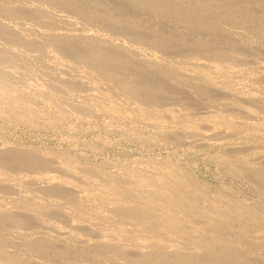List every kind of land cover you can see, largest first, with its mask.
<instances>
[{
  "label": "rangeland",
  "instance_id": "rangeland-1",
  "mask_svg": "<svg viewBox=\"0 0 264 264\" xmlns=\"http://www.w3.org/2000/svg\"><path fill=\"white\" fill-rule=\"evenodd\" d=\"M14 1L13 0H0V3H2V4H0V7H1L0 8V19H1L0 21L3 22V23L0 22V26H2V27H0V35H1L0 36V44H3V45H1L3 49H1V46H0V49H1L0 53H1V55L3 54V56L0 55L2 57V59L0 58V61H2L0 63L2 65V66L0 65V71L1 72L5 71L7 73V79L9 82V83L8 82L5 83V82L1 81L0 82V88L1 89L5 88L7 84H9V85L12 84L9 87L12 88L14 86L12 88V89L15 88L14 91H17L20 89L19 85H22L21 87L23 88V89L21 88V90H23V91L20 90L16 94V92H14V91L12 92V89L10 90L9 87H6L5 89L7 90V93H9L8 94L9 96L6 95L7 94L6 92H5L6 94L4 93V91H6V90L2 89L3 92L1 91V93H3V96L5 97V95H6V97L8 96V98H5L7 101L6 100L4 101V99H0V104H1L0 109L3 110V112L1 110V113H0V125H1L0 126V147H1V143L3 146H5L3 148L2 147L0 148V153H1L0 158L2 159V161L0 159V166H1L0 167V180H1L0 181V193L2 192L0 195L3 197L5 196L4 198H2L0 196V199L1 198L4 199V200L1 199V201H0V217H1L0 218V222H1L0 223V230L5 228L3 231H0V239H2V240H0V254H1L0 255V264H2V263L3 264H12L13 262H14L13 264H18V263L19 264H29V263L30 264H69V263L70 264H84V263L85 264H134L133 263L134 261H136V262L138 261V263H135V264H143V263L146 264L147 262H148V264H158V263L163 264L164 262H165V264H170L171 261H172L171 264L173 262L175 264L176 263L180 264L181 263L180 261H182V259H183V262L181 264H184V263L189 264L190 262H192L190 264H198L202 261L205 263H200V264H241V263L242 264H264L263 263L264 262V219H263L264 214L262 213V212H264V185H263L264 184V126H263L264 125V0H261V1L260 0H255V1L254 0H176L175 3H173L174 0H164V2H163V0H103V1L102 0H98V1L97 0H48V2H47V0L46 1H44V0H32V1L26 0L27 2H29L28 3L29 5L27 4V2L25 0H23V1L22 0H17V1L14 0ZM18 1L19 2L21 1V3H19ZM36 1H37V3H39L38 5L33 4V3H36ZM43 1L45 4L44 7L41 6V4H43ZM165 1L167 2V4L165 3ZM197 3H198V5H197ZM14 4L15 5L20 4V6L19 5L18 6L20 7V9H23V10H21L22 14L19 12L20 11L18 9L19 7L17 5L15 6ZM176 5H178V6L176 7ZM206 5H207V7H205ZM22 6H24V8ZM34 6H36L37 9ZM45 6H48V7H45ZM202 6H204L205 8L204 7L202 8ZM14 7L17 8L18 12H16L17 10H16V8L14 9ZM191 7H193V8H191ZM209 7L210 8L213 7L214 10L212 8L210 9ZM34 8H35V11L36 10L40 11L39 12L40 14L38 12L37 13H38V16L40 15L41 17L38 18L36 12L35 13L33 12L34 10H32V9H34ZM43 8H45L44 11L47 9L50 10L49 12L47 10L46 11L47 14H45L47 18H49L50 15L52 14L51 17L49 18L50 21L46 20V17H44ZM2 9H3V12H2ZM52 10H54V11H52ZM216 10H218V12ZM26 11L28 13H30L29 16H33L34 19H33V17L32 18L30 17L31 18L30 19L28 16V13ZM23 12H25V14ZM55 12H57L59 14L61 12V14H63L62 15L63 18L61 15H59ZM5 13H6V15H5ZM15 13H17V14L19 13L22 16H20L19 14L17 16V14L15 15ZM31 13L35 14V16L37 17V20H36V17ZM64 14L67 15V17H65ZM125 14H126V16H125ZM14 15H15V17H14ZM201 15L202 16L204 15V17H201ZM10 16H12L13 18H11ZM52 16H54L55 18L57 17L56 19H59V22L54 17H53V19H54L53 20ZM22 17L25 20H23ZM42 17L45 19L41 20ZM58 17H60L61 19ZM68 17H69V19L67 20ZM15 18H17V21L15 20ZM73 18H74V20H73ZM198 18H200V19H198ZM13 19H14V21H13ZM27 19L30 20L29 23H28ZM38 19L40 21H38ZM62 19H64L63 20L64 23H63V21H61ZM71 20H73V21H71ZM36 21H38V22H36ZM45 21L50 22V23H48V25L45 23L44 24H45V26L52 28V30L55 28L54 23H53V22H55V26L57 28H55L54 30H56V31H52L50 28H49L50 30L49 29L47 30L46 29L47 27L41 28L43 26L40 24L41 23L43 24V22H45ZM65 21L68 22V24L67 23L65 24ZM33 22L35 24H33ZM60 22H62L63 26L65 25V27H63ZM69 22H70V24H69ZM72 22H74V26H73ZM4 23H6V24H4ZM15 23H16V25H15ZM30 23H32V24H30ZM37 23H39L38 26H41V27H38L36 25ZM58 23L60 24V27L58 26L59 25ZM78 23H80V24H78ZM50 24L53 25L54 28L51 27ZM77 24L80 25V28ZM229 24L232 26H230ZM8 25H11V27H9ZM21 25H24V26L22 27ZM234 25L236 26V29H235ZM86 26H87V28H86ZM210 26H212V27H210ZM237 26H238L239 30H237ZM34 27L37 28L39 31L37 29H35ZM67 27L69 28V30ZM75 27H76V29H73ZM77 27H78V29H77ZM113 27H115V28H113ZM231 27H233V29ZM20 28L22 29V31ZM23 28H25V29L23 30ZM65 28H67V29H65ZM18 29H19V31H18ZM30 29H32V30H30ZM57 29L60 30L61 32L58 31ZM71 29H73V30H71ZM112 29H114V30H112ZM240 30H242V31H240ZM49 31H51L50 33H52L53 35L51 34V36L47 37V34L49 33ZM67 31H68V34L66 35ZM70 31H72L71 34H70ZM78 31L85 32V33L88 32V33H86V35L88 34L89 36L87 35V38H86V37H84V35H85L84 33H79ZM124 31L126 32V34ZM245 31H247V32H245ZM13 32H15V33H13ZM18 32L22 33V34L19 35ZM28 32H29V34H28ZM37 32H39V33L37 34ZM74 32L75 33L78 32V34L77 33L75 34ZM112 32H114V33H112ZM129 32L130 33L132 32L131 33L132 35ZM8 33H10V34H8ZM45 33H47V34H45ZM58 33H61V34L64 33L63 35H65V36H63L61 34H60L61 36H59ZM138 33L140 34L139 36H138ZM249 33L251 35L256 33V35L259 38L256 35H253L254 37L252 36V38H251ZM258 33H261L259 35L262 37H260L258 35ZM2 34L3 35L5 34V35L3 36ZM6 34L9 35V39H8V36ZM54 34H56V35L54 36ZM48 35H50V34H48ZM70 35L73 37H71ZM22 37H24V38H22ZM49 37H51L53 39L51 40V38H49ZM80 37H82V38H80ZM94 37H95V39H94ZM14 38H15V40H12ZM18 38H22V41H21V39H18ZM88 38L94 39L95 41L93 40V42H92V40H90V39H89L90 40L89 41ZM56 39H58V40H56ZM64 40H67V41H64ZM9 41L12 44H10ZM261 41H263V42H261ZM89 42L92 45L88 44ZM33 43H35V44H33ZM124 44H125V46H124ZM13 45H15L16 47L18 46L19 49H18V47L16 48ZM7 46L8 47L9 46L14 47L15 49L19 50L20 55L18 54L17 50H15L13 48H11V50H8V52H7V50H5V47L8 48ZM64 47H65V49H64ZM103 48H105V49H103ZM107 48H109V49H107ZM152 48L155 50H152ZM27 49H28V51H27ZM112 49H114L115 51ZM3 50L6 51L7 53L4 52ZM83 50H85V51H83ZM94 50L95 51L97 50V53L94 52ZM2 51L4 53H6L8 56L6 57L5 54L2 53ZM60 51H62L64 54ZM153 51H155V52H153ZM12 52L14 53V56L12 55L13 54ZM20 52H22L23 55ZM70 52H71V54H70ZM235 52L237 53L238 56L235 55L236 54ZM8 53H10V54H8ZM155 53L157 56L155 55ZM219 53L220 54L222 53L221 54L222 58L224 57V58H226V60H224V58H223L221 61V57L218 58ZM68 54H70V55H68ZM11 55H12V57H11ZM21 55L23 56V58ZM56 55H58V56H56ZM19 56L23 60L21 58H18ZM213 56H214V58L211 59V57H213ZM5 57L8 59H5ZM15 57H17V60L19 62V63L17 62L18 64L16 63V61H13V60H16ZM61 57L63 58V60L61 59ZM113 57H114V59H113ZM156 57H158L157 60H156ZM228 57H229V59H228ZM9 58H10V60H9ZM81 58H83V59H81ZM96 58H98V59H96ZM230 58H231V60H230ZM19 59L21 60V62L19 61ZM26 59L30 62H27ZM195 59H196V61H200V62L203 61V62H201L203 64H201L200 62H199V64L201 66L203 65L202 67L207 65L208 67H206V69H208V70H205V68H202L198 64V62L195 61ZM8 60L13 61V62L11 61L12 62V64L10 63L11 65L9 64ZM191 60H194L195 62L191 61ZM23 61H24V63H23ZM181 61H183V62H181ZM208 61H210V62H208ZM211 61L215 64H213ZM205 62H207L208 64H206ZM221 62H224L227 65H225L224 67L223 66L221 67V65H222ZM15 63L17 64V66ZM22 63L24 65L26 64L24 66L25 71H23L24 68H23ZM29 63H30L29 69L30 70L36 69L37 70V71L35 70L36 73H34V72L31 73L28 68L26 69V67H28ZM210 63H212V64H210ZM216 63H218L219 65H216ZM224 63H223V65H224ZM228 63H230V64L228 65ZM13 64H14V66L12 67ZM32 64L33 65L35 64L34 65L35 67ZM196 64L199 66H197ZM209 64L213 65L215 70L212 68V66H209ZM4 65H6V66H4ZM8 65H10V66H8ZM192 65H194V66L192 67ZM14 67L15 68L19 67L20 69L18 68L19 70H17V68H16V70H15ZM199 67H201L200 71H198ZM1 68H2V70H1ZM110 68H112V69H110ZM196 68H198V70ZM10 69H13V70H10ZM125 69H126V71H125ZM20 70H21V72H20L21 74L29 71V72H27L28 75L23 74L21 76H23L22 77L23 81L25 79H27V80H25L27 82V84H29L31 86H33V84H35L32 89L29 87V85H27L25 87V85H26L25 81L23 82V84L25 83L24 85L20 83L21 82V78H20L21 76L19 74ZM201 70L202 71L205 70V72L204 71L202 72ZM210 70H212V71H210ZM10 71H12L11 73H13L14 77L18 76L20 78L19 79L17 77L18 82H14V81H16V80H14L16 78H12L13 76L10 73ZM14 71L18 72V73H14ZM108 71H109V73H108ZM111 71H113V72H111ZM117 71L118 72L120 71V72L118 73ZM121 71H123V72H121ZM218 71H220L219 72L220 74H218ZM200 72H202L203 77L200 76L201 75ZM6 73H3V74L6 75ZM8 73H10L11 75L9 76ZM111 73L114 74L115 77H116V75L118 77L115 78ZM197 73H199L200 75ZM205 73L206 74L211 73V74H209L210 77H209V75H208V77H206ZM81 74H83V75H81ZM124 74H126L128 76H126ZM212 74H215V75H212ZM25 75L30 76L31 80L33 82L31 80H29L30 77L27 78ZM39 75H41V76H39ZM104 75H106V76H104ZM110 75L113 78H111ZM24 76H25V79H24ZM42 76H43V79H42ZM9 77H11V78H9ZM38 78H39V81H37ZM97 78H99V80ZM201 78H202V80H201ZM204 78L212 79L213 81L208 80V79H204ZM95 79H96V81H95ZM110 79H112V80H110ZM117 79H118V81H117ZM135 79H136V83H135ZM44 80H45V82H44ZM107 80H108V82H107ZM36 81L40 82V83H37ZM208 81H210V83ZM218 82H220V83H218ZM1 83H4L3 84L4 87ZM16 83L18 84V85H16V86H18L17 89L15 87ZM42 83L43 84L46 83V84H44L45 85L44 87H46L45 89L43 86H40V85H43ZM55 83L58 84L57 85L58 87L55 86L56 85ZM225 83L226 84L228 83L227 86L225 85ZM36 84H37L38 90L43 89V90H41V92H43V91H46V92H43L42 94L38 95L40 91L36 90V88H37V87H35ZM216 84H218V85H216ZM220 84L223 87L220 86ZM47 85H48V87H47ZM60 85H62V86H60ZM107 85H108V87H107ZM84 86H86V87H84ZM123 86H125V88H123ZM126 87H127V89H126ZM26 88H28V93H27ZM34 88L36 91L33 90ZM96 89L99 90V91L97 90L98 95H97V93H95ZM58 90L60 93L58 92ZM9 91L11 92V94ZM32 91H34V93H32ZM93 91H95V92H93ZM12 93L13 94L15 93V95H16L15 97H17L18 95H20V96L22 95V96L21 97L18 96L17 97L18 99L16 98L17 100H15V98L11 96V95H13ZM31 93H32V95H31ZM106 93H107V95H105ZM25 94H27V95H25ZM34 94L36 96H34ZM49 94L51 97L53 96L52 99H55V100L49 99L50 98ZM53 94H55V95H53ZM91 94H93V95H91ZM94 95H97V97ZM103 95L106 97L104 98ZM38 96H41V97H38ZM44 96L45 97L47 96V97L45 98ZM4 97H2V98H4ZM23 97L25 99L27 97V99L25 100ZM12 98L14 99V102H11V101H13ZM106 98H109L110 101H109V99L107 101ZM9 99H11V100H9ZM30 99L35 100V103H33L34 105H32L30 103L31 102ZM177 99H179V101ZM33 100H32V102H33ZM39 100H41L42 102ZM89 100H91V101H89ZM100 100H101V103H99ZM21 101H23V102H21ZM24 101H26V102H24ZM43 101H44V103H43ZM55 101H56V103H53ZM15 102H16V104H18L20 102L21 105H24V108H23V106H20V105H19V107H18V105L13 107V105L11 103H13L15 105ZM27 102L31 106H29ZM47 102L50 103L48 106L46 105ZM57 102L59 103V105H54V104H58ZM65 102H67L66 104L68 106L66 104H64ZM103 102H105V103L103 104ZM108 102H110L109 103L110 108L105 105ZM128 102H130L131 105H133L134 103H136V104H134L133 106H130V104H128ZM7 103H9V104H7ZM60 103L61 104L63 103L64 105L63 104L60 105ZM96 103H98V105ZM111 103H112L113 107H111L112 106ZM114 103H115L116 107L114 106ZM119 103L121 105H119ZM157 103H159V104H157ZM184 103L185 104L187 103V104L185 105ZM10 104H11V106H9ZM36 104L37 105L39 104L38 105L39 108ZM40 105L41 106L43 105V106L40 107ZM69 105L71 107H69ZM88 105H90V106L92 105V106L90 107ZM135 105H137V106H135ZM26 106L30 111L27 110ZM56 106H58V107H56ZM60 106H62L61 109L59 108ZM64 106L67 107V109L73 108V106L74 107L77 106L78 108L77 107H75V109L73 108V110H76V113L74 111H71L72 112L71 113L69 111V109L64 111V109H65ZM82 106H83V109H81ZM99 106H101L102 108ZM117 106H119V107H117ZM126 106H127V109L125 108ZM134 106H135V108H134ZM29 107H31V109ZM88 107H90L91 109ZM103 107L105 110L107 109L106 113H102V111L105 112ZM122 107H123V110L124 111L126 110L127 113L122 111ZM139 107H140L141 111L142 110L144 111V114L142 113L143 111L142 112L140 111ZM18 108H19V110H18ZM41 108H43V109H41ZM84 108L86 109V111ZM95 108H96V110H95ZM118 108H119V110H118ZM130 108H132V109H130ZM16 109H17L18 113L15 114V113H13V111L16 112ZM24 109H25V111H24ZM62 109L64 111L63 112L64 114L61 111ZM77 109L80 112L83 111L84 113H81L82 115H80L79 114L80 112H77ZM97 109H99L101 111H99ZM90 110L92 113L90 112ZM150 110L151 111L154 110V114H153V112H150ZM108 111H110V112H108ZM111 111H113V112H111ZM37 112H39V114H40L39 116H38ZM86 112H87V114H86ZM156 112H158V113H156ZM31 113L32 114L35 113L38 116L37 118L39 120L37 118H34V117H36L35 114H34L35 116L33 115L34 116L33 117ZM68 113H69V115H68ZM119 113H123L124 115L120 114V115H122V116H120ZM131 113H132V115H128ZM139 113H140V115H139ZM161 113H163V115ZM56 114H58V115L56 116ZM77 114H78V116L80 115V118L77 117V119H75L76 118L75 116ZM108 114H110V115H108ZM159 114L161 117L159 116ZM59 115H61L62 117ZM88 115L89 116L91 115L90 116L91 118L88 117ZM126 115H128V117ZM175 115L177 116V118ZM26 116L28 117L27 119H26ZM43 116H44V118H43ZM53 116H54V118H56V120L54 119L55 123L53 121H49L50 119L51 120L53 119ZM116 116L119 119H117ZM130 116H131V118H130ZM163 116H164V120H162ZM39 117H41V119ZM123 117H124V120H123ZM141 117H142V119H141ZM146 117H149V119L148 118L146 119ZM22 118L25 119V121ZM30 118H32V120ZM61 118H63V119H61ZM129 118H130V120H129ZM158 118H162V119L158 120ZM170 118H172V119L170 120ZM12 119H14V120H12ZM36 119H37V121H36ZM155 119H157V120H155ZM173 119H174V121H173ZM34 120H35V124L38 123V126L36 125L37 128L33 126L35 124H32V123H34ZM87 120H89V121H87ZM137 120L139 122H137ZM17 121H19V122H17ZM47 121H49V123H51V122H53V123H51V125H50ZM150 121L152 122L151 124L149 123ZM178 121H180V122H178ZM182 121H183V124L181 123ZM3 122H5V123H3ZM9 122H11V123H9ZM41 122L42 123L45 122V123H43L44 125ZM104 122H105V124H104ZM154 122H156V123H154ZM165 122H166V124H165ZM145 123H147V124H145ZM157 123H158V126L156 125ZM159 123L162 126L165 124L164 127L160 128L159 126H161V125ZM31 124H32V127L30 126ZM55 125H56V127H55ZM28 126H29V129H28ZM106 126H109V127L107 128ZM261 126H262V128H261ZM14 127H15V129H14ZM51 127H54V128L51 129ZM186 129L189 130L191 133L189 131H187ZM225 130H227V131H225ZM132 133H133V135H132ZM134 135H135V137H133ZM125 137L127 139H125ZM137 139H139V140H137ZM4 143H5V145H4ZM191 144H193V146ZM200 145H204V146L201 147ZM194 146H196V147H194ZM8 148H9V150H6ZM2 149L5 150V152L7 151V154H9V155H7L5 152H3L5 154L3 156L2 155L3 154ZM16 150H18V151H16ZM235 150H237V151H235ZM11 151L13 152V155H11L12 154ZM18 152H21V153H18ZM14 154H15V156H14ZM20 154H21V157H20V159H18ZM25 155H26V158H25ZM5 156H8V157L5 158ZM146 156H147V158H146ZM39 157H40V159H39ZM16 158H17V160L15 161ZM21 158L24 160H27L24 162L26 164L23 163L24 160L22 161ZM30 159H31V161H33L32 162L33 165H34V160H36L35 162H37L38 160L40 161L42 159L43 160V161H41V163L43 162L42 167L39 166V163H40L39 161H38L39 163H36V165H34V166L32 164H30L31 162L27 164V162H29ZM5 161H6V163H5ZM11 161H12V163H11ZM44 161H46L48 164ZM71 163H73V164H71ZM246 163L249 165L251 163V165L249 166ZM4 164H5V166H8V167H5ZM20 165L21 166L23 165L22 166L23 171H24V172L22 171L23 173L21 172L22 169L20 168L21 167ZM24 165L25 166L28 165V168H27V166L25 167ZM30 165H31V168L33 167L32 169H34V170H31L29 168ZM43 165H45L46 167ZM57 165H59L58 166L59 169L63 165L62 171L64 170L65 172L64 171H63L64 173L61 172L56 167ZM113 165H115V166L113 167ZM160 165H161V168L163 167L166 170L170 168L169 170L171 172L169 170H167L168 171L167 184H168V187L172 186V184H173V186L168 188L169 190H168L167 194L169 196H172L171 197L172 206L173 207L176 206L181 211H179L178 213H175L174 215H170L169 211L167 212V209L169 210L170 206L166 205L165 206V209H166L165 215L167 213H168V215H167V217H164L165 222L159 218L158 222H160V223L157 224V220L155 219L156 221H153L152 225H157V227L156 226L152 227V225H150L147 228H150L151 230L147 229V228H146V230L145 229L140 230V228L138 226L140 224L138 222L139 217L137 218L138 215L136 214L137 215L136 216L134 211H133V209H137V206L139 205V199H140L138 193L134 192L137 188L136 182H138L139 179H141L143 176H145V174H148V176L150 174H152L153 176L151 175L150 177L151 178L153 177V179L155 177V179H156V176H157L156 171L158 168H160ZM165 165H167V166H165ZM246 165H247V168H246ZM107 166L109 167L110 170L108 169ZM15 167L18 169L20 168L19 169L20 171H18V169H16ZM75 167H77V168L75 169ZM84 167H85V169H84ZM143 167H146L148 170L143 168ZM40 168H42V170ZM45 168H47L50 171H48ZM51 168H53L52 171H51ZM102 168H103V170H102ZM151 168H152V170H150ZM35 169L38 171H40V170L43 171L44 174L43 173L42 174H43L44 178H42L43 176L40 175L41 171L38 172ZM43 169L45 171L46 170L47 171L45 172ZM66 169L69 170L68 173L72 174V175H68ZM88 169H90L91 171ZM53 170L56 171L57 175L55 174V171H53ZM145 170L147 171V173ZM12 171L14 172V174L12 173ZM25 171H26V173H25ZM70 171H71V173H70ZM73 171H74V174L72 173ZM86 171H88L89 173ZM129 171H131V172H129ZM137 171H139V173ZM17 172H18V174H20V173L22 174V175H19V176H22L21 177L22 183H20L21 185L19 184V181H18L20 179V177L18 175H15V174H17ZM47 172H49L52 175H50ZM60 172L64 175L66 174L67 177H70V176L72 177L73 175H75L72 178L73 179L77 178V179L73 180L71 178L70 179L66 178V175L65 176L60 175ZM93 172L94 173L96 172V175L93 174ZM102 172H104V173H102ZM125 172H128V173H125ZM150 172H152V173H150ZM176 173H178V175ZM11 174L13 176H9ZM33 174H35L34 175L35 179L32 176ZM37 174L39 177L36 176ZM77 174L79 176V179L77 177ZM91 174L94 176H97V177H94V179H93L90 177ZM126 174L127 175L130 174V175L126 176ZM1 175H2V178H1ZM26 175H28V176H26ZM45 175H48V177ZM171 175L173 178L174 177H177V178H174V181H172L173 178L171 177ZM14 176H17V177H14ZM29 176H31L32 180ZM51 176H55L56 178H53L54 179L53 180ZM86 176H89L90 178L88 177L89 179H87ZM6 177H8V178H6ZM23 177L24 178L26 177V179L24 180ZM46 177L49 179H52V181L46 179ZM4 178H6L7 180ZM17 178H18V180H17ZM27 178L28 179L30 178V179L28 180ZM64 178H65V180H64ZM128 178H129V181L131 179H134V181H136V182L133 183L132 180L129 182V181H127ZM179 178L180 179L182 178V181ZM2 179L4 180L5 183L3 182ZM92 179L96 180V182L93 181ZM98 179H100V180H98ZM104 179H106V180H104ZM176 179L178 181H176ZM11 180H13V181L11 182ZM55 180L57 181V183H55L56 182ZM68 180H70V181L73 180L74 183H73V181L70 182ZM88 180H89V182H88ZM122 180H125V181H122ZM168 180H170L172 182H169ZM37 181H38V183H37ZM47 181H48V183H47ZM102 181H105L104 183H106L107 186H106V184H103ZM2 182H3V184H2ZM6 182L8 184H6ZM9 182H11V183H9ZM13 182H14V184H13ZM76 182H78L79 185H77L78 183H76ZM93 182H95V183H93ZM177 182H179V183L177 184ZM185 182H186V184H185ZM31 183L32 184L34 183V184L32 185ZM36 183L38 184L37 185L38 187L36 186ZM46 183H47V185L51 184L52 187H51V185H48V187H46L47 186ZM91 183H93L92 186H91ZM120 183H122V184H120ZM183 183H184V185H183ZM10 184H12V186H10ZM15 184H17V187H19V188H16ZM22 184H24L25 186ZM39 184H41V185H39ZM73 184H75V185H73ZM80 184L83 186H81ZM28 185H30V186H28ZM53 185L58 186L59 188L58 187L54 188ZM66 185H68V186H66ZM86 185H88V186H86ZM116 185L118 186L119 189L117 188ZM132 185H134V187ZM43 186H45L46 188H43ZM49 186H50V188H49ZM93 186L95 187V189H93L94 188ZM175 186H177V187H175ZM180 186L182 187V189L179 188ZM11 187H13V188L11 189ZM20 187L22 190L20 189ZM25 187H27V188H25ZM33 187H35L36 189L40 187L38 189L40 191H37ZM72 187H74V188L72 189ZM85 187H88V188H85ZM90 187H92V188H90ZM8 188H9V190H8ZM14 188L16 189V192H12V193H15L13 195L10 190L13 191ZM29 188H32L31 192H30ZM41 188L45 191V192H43V193H45V195L43 194V196L44 197L46 196L45 197L46 199L42 196L43 190ZM81 188L84 190V192ZM89 188H90V190H88ZM97 188H99L100 190L98 189V191H97ZM103 188H109L111 191L108 190V192H110L111 194L104 191ZM130 188H133V190ZM185 188H187V189H185ZM202 188L203 189L205 188V189L203 190ZM4 189L7 191L5 192ZM17 189H19V190H17ZM25 189H26V192H25ZM85 189H87L88 191ZM115 189H118L116 191L123 189L124 191L121 190L119 192H121L126 197L128 195L132 194V196L131 195L129 196L130 199L128 200L127 203H119L123 207H121L119 204H115L119 207V208H117L115 206L117 209L114 206L112 207V204H111L112 197L115 194ZM125 189H126V191H125ZM170 189H171V191H170ZM189 189H194V190H189ZM91 190L94 192V194ZM130 190H131V192L129 193ZM181 190H182V192H180ZM28 191H29V193H27ZM49 191H52V192L50 193ZM60 191H61V193H60ZM79 191H81L80 194L81 193L83 194V195L81 194L82 196L79 194ZM85 191H86V193H85ZM188 191L191 193H188ZM22 192L26 193L28 195L26 196ZM35 192H37V193H35ZM87 192H92V193H87ZM104 192L107 194H105ZM112 192H113V195H112ZM125 192H127V193H125ZM192 192H194L193 195H192ZM64 193H65V195H64ZM76 193H78L79 195H77ZM96 193H97V195H96ZM10 194L12 195L13 200H15V201H12L11 198H9V197H11ZM16 194H18V196H20V197L16 196ZM29 194L30 195L33 194L32 196L33 197L35 196L36 199L33 198L32 196H29ZM67 194L72 195V196L67 197L68 196ZM73 194H75V195H73ZM89 194H91L90 197H89ZM100 194L102 197H100ZM6 195H7V199H6ZM56 195H57V197H56ZM27 197H28V199H27ZM63 197H64V199H63ZM72 197H75L76 199H74ZM173 197H174V200L176 199L175 201L172 199ZM67 198H69V199H67ZM91 198H93V199H91ZM20 199L21 200L23 199L22 201H24V203H22ZM42 199H44V200H42ZM49 199H51V200H49ZM70 199H71V201H70ZM180 200L183 201V203ZM2 201L5 203H2ZM185 201H186V203H185ZM108 202L110 204H108ZM130 202L133 203L134 205L130 204ZM238 202H240V203L238 204ZM25 203H33V204H30V206H29V204H25ZM4 204H5V206H3ZM15 204H17V205H15ZM43 204H44V206H43ZM124 204H125V207H124ZM126 204L130 207V209ZM9 205H10V207H9ZM21 205L23 208L21 207ZM24 205H25V207H24ZM26 205H28L29 207ZM35 205H37V206H35ZM86 205H88V207ZM183 205H185V207H183ZM192 205H194L195 207ZM19 206L21 208H18ZM39 206H42L43 208L41 209V207L39 208ZM89 206H91V207H89ZM34 207L38 208V209L36 208L37 211H35L36 209ZM44 207H46V210H44L45 209ZM48 207L50 209H48ZM108 207H110L111 210L108 209ZM120 207H121V210H120ZM126 207H128L129 210ZM180 207L182 209H180ZM217 207H220V208H217ZM15 208H17V209H15ZM30 208L32 211L28 210ZM63 208H64V211H63ZM80 208H83V209L81 210ZM89 208H91V209H89ZM193 208L195 211L193 210ZM214 208H217V210ZM39 209H41V211ZM78 209L80 211H78ZM92 209H94V210H92ZM10 210H13V211H11L12 213L10 212ZM20 210H21V212H19ZM42 210H44L45 212L44 211L42 212ZM108 210H109V212H108ZM30 211H31V213H30ZM85 211H87V212H85ZM92 211H93V213H92ZM110 211H112V212H110ZM125 211H127V212H125ZM190 211L192 213H190ZM217 211L219 213L218 215L216 213ZM226 211L227 212L230 211L232 213V215H231V213H227ZM40 212H42V213L40 214ZM79 212H82V214L81 213L79 214ZM114 212H115V214H113ZM194 212H195V214H194ZM210 212H211V214H209V215L211 217L208 216V213H210ZM84 213L86 216L84 215ZM108 213L109 214L112 213V214H110V216L113 215L111 217L114 219H112L111 217L109 218ZM120 213H121V216H123V214L127 215L126 216L127 218L125 216L124 217L126 219L122 218L120 216ZM126 213H128V214H126ZM129 213L131 214L130 217H129ZM188 213L190 216L189 215L187 216ZM196 213H197V215H196ZM31 214H34V215L38 214L37 216L39 219L37 218V216H33ZM183 214L186 216L185 219H184ZM9 215H10V217H12V216L18 217V218L14 217L15 223L13 221L14 218L12 217L10 219ZM39 215L41 218L39 217ZM105 215H106V217H105ZM179 215L181 218L183 217L184 220H182L179 217ZM205 215H207V216H205ZM173 216L179 217L180 218L179 222L177 221L178 219L176 218V220H175V218ZM196 216H199V217H197V220H194V219H196ZM212 216H214V217H212ZM226 216H228V217H226ZM53 217H55L56 219ZM203 217H205V220ZM3 218H5V221ZM57 218H58V220H57ZM105 218L107 221H112V222L115 221V223L111 224V222L105 221ZM199 218L202 220H200ZM62 219H64L63 222H61ZM98 219L100 221H98ZM167 219L171 220V221H168ZM9 220L14 225L13 227H12V224H10ZM50 220H53V221H50ZM54 220H57V221H54ZM102 220L105 221L104 224L102 223L103 222ZM173 220H174V222H173ZM6 221L8 223H5ZM46 221L48 223L44 227V223H46ZM66 221H68V222H66ZM194 221H196V222L194 223ZM247 221H248V223H247ZM131 222H133L134 224H132ZM187 222H190V223H188V225H187L186 224ZM191 222H193V223L191 224ZM201 222H203L204 224L208 223L209 225H205L206 226L205 227L203 223L201 224ZM212 222L215 224H212ZM24 223H27V225ZM42 223H43V225H42ZM121 223L123 226H121ZM125 223H127V224H125ZM153 223H155V224H153ZM163 223L165 225H163ZM7 224H9V225H7ZM70 224H72V225H70ZM118 224H119V226H118ZM160 224L162 226H160ZM41 225L44 228H42ZM48 225H50L51 228ZM104 225H106V226H104ZM22 226H24L25 229ZM70 226L71 227L74 226V227L71 228ZM80 226H82V227L79 228ZM184 226H186V229ZM200 226H202V227H200ZM213 226H214V231H213ZM8 227H10L12 229V233H11V229H8ZM76 227H77V229H76ZM87 227H89V228H87ZM103 227H105V228L102 229ZM127 227H128V229L130 227V229L125 231L127 229ZM137 227L140 230V232L137 229ZM189 227H191V228H189ZM208 227L210 228V230H212V232L209 230ZM26 228H28L29 231ZM110 228H111V230H110ZM134 228L136 229L135 230L136 233H134L135 231H133ZM157 228H161V230L160 229L157 230ZM169 228H171V229H169ZM192 228H194V229H192ZM197 228H199V229H197ZM33 229H34V231H33ZM154 229H156L157 232ZM182 229H184L185 231L184 230L182 231ZM25 230L27 231V233L24 232ZM121 230H124L123 231L125 233V234L123 233L124 235L121 234L122 233ZM137 230H138V232H137ZM174 230H176L175 233H173ZM178 230L181 233L182 232L183 233L180 234V232ZM205 230H207L209 233H213L214 236L212 234L209 235V233H206L207 231H205ZM18 231H19V234H18ZM101 231H105L104 234H107V236L101 235L102 234ZM128 231H131L132 233L131 232L128 233ZM162 231H164V232H162ZM3 232H4V235H3ZM28 232H30V233H28ZM145 232H146V235H145ZM75 233H78V235L76 234L77 238L75 237ZM109 233L111 235H109ZM126 233H128V234H126ZM130 233H131V235H130ZM139 233H140V236H139ZM178 233L182 236H185V237H180V235ZM14 234H16V235L14 236ZM25 234L27 235L28 240H27ZM92 234H93V236H91ZM113 234H115V235H113ZM147 234H149V235H147ZM190 234L195 235V237L194 238L191 237ZM6 235H8L7 236L8 240L6 239ZM79 235H81V236L79 237ZM85 235H87L86 238H85ZM119 235H120V237H119ZM135 235H137L139 238L138 237L136 238ZM150 235L152 237H150ZM157 235H159V238H161L162 236H164V238L162 237L163 239L161 238L162 239L161 240L158 238ZM205 235H209L211 238L209 236H205ZM257 235L259 237H257ZM12 236H13V238H12ZM101 236H104V238L109 237L108 239L106 238L109 242L111 240L109 246H108L107 240H106V242L104 241L105 239H103L104 242L99 241ZM124 236H126V237H124ZM167 236L170 239L165 238ZM176 236H178V237H176ZM216 236L218 237V241L216 239L217 238ZM38 237L40 240L38 239ZM95 237H96V239L98 238V240H96ZM123 237L127 241H124ZM127 237H129V238H127ZM130 237L131 238L133 237V238L131 239ZM204 237H206V238H204ZM208 237H209V241H208ZM11 238H12V240H11ZM147 238L150 240V241L148 240L149 243L147 241ZM179 238L181 240H183L184 242L180 241ZM196 238L197 239L200 238V239L197 240ZM5 239L9 242H6ZM32 239H33V241H32ZM119 239L123 242L120 243ZM133 239H135V240L133 241ZM177 239H178V241H177ZM89 240H91V241H89ZM100 240H102V239H100ZM140 240H142V241H140ZM159 240H161V241H159ZM202 240H205V241H202ZM27 241H28V243H27ZM40 241H41V243H40ZM95 241H98L99 244L97 242L95 243ZM113 241L115 242V246H113V244H114ZM130 241H132V244L130 243ZM139 241L141 242L140 244H139ZM172 241L174 244H171ZM214 241H215V243H214ZM20 242H22V243L20 244ZM50 242H51V245H49ZM93 242H94V245H93ZM127 242L130 243L131 245L128 244ZM152 242H154V243H152ZM156 242H157V244H156ZM179 242H180L181 246H179ZM219 242H221V243H219ZM9 243L10 244L13 243V244L10 245ZM100 243L107 244L108 248H107V246L101 247L103 245H100ZM126 243L129 245V248H127L128 245H125ZM165 243H167V244H165ZM188 243H190V245ZM216 243H217V245H216ZM3 244H5V245H3ZM97 244L100 246H98ZM161 244H163V245H161ZM220 244H222L221 247H220ZM55 245H56V247H55ZM122 245H124V246H122ZM132 245H134V246L137 245V247L135 246L136 249L134 246L131 247ZM152 245H155L156 247H154ZM168 245L169 246L172 245V246L169 248ZM211 245H213V246H211ZM225 245H227L228 247ZM28 246H29V250H28ZM60 246H63V247H60ZM120 246H122V247H120ZM142 246H143V248H141ZM238 246H239V248H238ZM53 247H54V249H53ZM117 247L119 249H117ZM123 247H124V249H123ZM148 247L150 248V250ZM158 247H160V248L162 247V249H159ZM164 247L167 249H165ZM147 248H148V250H147ZM153 248L154 249L156 248V250H157V251H154L156 253V255L153 252V250H154ZM163 248L167 251H164ZM188 248L189 249L193 248V249L189 250ZM201 248H203V249L201 250ZM120 249L123 250V252H120L121 251ZM125 249H126V251H125ZM137 249L138 250L140 249L141 251L140 250L138 251ZM170 249L174 252V255L172 254V251ZM185 249H187V250H185ZM130 250H132V251H130ZM144 250H146L147 253L144 252ZM160 250H161V252H160ZM168 250H170V252ZM184 250L186 251V253H184ZM193 250H196L195 251L196 253ZM208 250H211L213 253L211 251L210 252L213 255L211 254V256H210V252ZM22 251L23 252L25 251V252L22 253ZM29 251H31V252H29ZM117 251H119V252H117ZM137 251H138V253H140L139 255L137 254ZM148 251H151V253L150 252L148 253ZM216 251L217 252L222 251V252L217 253ZM242 251H244V252H242ZM162 252L164 253V257H163ZM180 252L182 253V255ZM19 253H20V255H19ZM141 253L146 254V255L148 254V256L150 255L149 256L150 258H148L146 255H143ZM160 253H161L163 259L160 258L161 257ZM167 253H169V255ZM206 253L209 254L208 255V256H210L209 258H208V256L205 255ZM216 253L219 255H217ZM166 254H167V257L169 256L170 260L165 256ZM178 254L180 255V257ZM185 254H187V255H185ZM188 254L189 255L193 254L194 258L192 257V255H190V257H189ZM194 254H196V255H194ZM203 254H204V256H202ZM172 255L174 257L173 259H172ZM214 255H215V257H214ZM7 256H8V258H7ZM54 256H55V258H54ZM157 256H159V257H157ZM205 256L207 257V259L205 258ZM216 256H217V258H219L221 260H217ZM4 257H6V258H4ZM21 257L22 258L24 257V258L21 259ZM133 257H135V260H132V259H134ZM200 257H201V259H200ZM137 258L140 260H138ZM159 258H160V260H159ZM164 258H165V260H164ZM175 258L179 259V260H176ZM180 258H181V260H180ZM190 258H192V261L190 260ZM195 258L197 260H199L200 262L197 261ZM19 259H20V261H19ZM144 259L150 260V261H145ZM154 259H156V260H154ZM161 259H162V262H161ZM1 260H2V262H1ZM14 260L16 261V263ZM158 260L161 263L158 262ZM163 260H164V262H163ZM167 260L169 263H167ZM61 261L62 262L64 261V262L62 263ZM154 261L157 263H155ZM184 261H186L187 263ZM59 262H61V263H59Z\"/></svg>",
  "mask_w": 264,
  "mask_h": 264
},
{
  "label": "bare ground",
  "instance_id": "bare-ground-1",
  "mask_svg": "<svg viewBox=\"0 0 264 264\" xmlns=\"http://www.w3.org/2000/svg\"><path fill=\"white\" fill-rule=\"evenodd\" d=\"M13 1H14V0H13ZM16 1H17V0H16ZM22 1H23V0H22ZM25 1H26V0H25ZM28 1H29V0H28ZM31 1H32V0H31ZM44 1H46V0H44ZM44 1H43V4H41V6H43V7H44V5H45V4H44ZM97 1H98V0H97ZM102 1H103V0H102ZM175 1H176V0H174L173 3H175ZM254 1H255V0H254ZM260 1H261V0H260ZM14 2H15V1H14ZM18 2H19V1H18ZM18 2H17V3H18ZM26 2H27V1H26ZM39 2H40V1H39ZM47 2H48V0H47ZM161 2H162V1H161ZM163 2H164V0H163ZM19 3H21V1H20ZM28 3H29V2H27V4H28ZM165 3L167 4L166 1H165ZM169 3H170V2H169ZM169 3H168V4H169ZM206 3H207V2H206ZM210 3H211V2H210ZM0 4H2V3H0ZM25 4H26V3H25ZM25 4H24V5H25ZM33 4H37V5H38L39 3H37V1H36V3H33ZM47 4H48V3H47ZM50 4H51V3H50ZM105 4H106V3H105ZM194 4H195V3H194ZM207 4H208V3H207ZM3 5H4V4H3ZM14 5H15V4H14ZM16 5H17V6H18V5L20 6V4H16ZM16 5H15V6H16ZM28 5H29V4H28ZM112 5H113V4H112ZM192 5H193V4H192ZM195 5H196V4H195ZM197 5H198V3H197ZM19 6H18V7H19ZM177 6H178V5H176V7H177ZM190 6H191V5H190ZM259 6H260V5H259ZM4 7H5V6H4ZM22 7L24 8V6H22ZM34 7L36 8V6H34ZM38 7H39V6H38ZM45 7H48V6H45ZM169 7H170V6H169ZM193 7H194V6H193ZM193 7H191V8H193ZM203 7H204V6H202V8H203ZM205 7H207V5H206ZM205 7H204V8H205ZM214 7H215V6H214ZM261 7H262V6H261ZM0 8H1V7H0ZM12 8H13V7H12ZM15 8H16V7H14V9H15ZM27 8H28V7H27ZM27 8H26V9H27ZM32 8H33V7H32ZM35 8L32 9V10H34L33 12H34V13L36 12V14H37V16H38V13H39L40 11H37V10L35 11ZM40 8H41V7H40ZM109 8H110V7H109ZM191 8H190V9H191ZM209 8H210V7H209ZM211 8L213 9V7H211ZM211 8H210V9H211ZM8 9H9V8H8ZM14 9H13V10H14ZM18 9L20 10V11H19L20 13H21V10H23V9H20V7H19ZM29 9H30V8H29ZM36 9H37V8H36ZM44 9H45V8H43V11H44ZM60 9H61V8H60ZM107 9H108V8H107ZM210 9H209V10H210ZM5 10H6V9H5ZM16 10H17V8H16ZM16 10H15V11H16ZM47 10H48V12L50 11L49 9H47ZM47 10H45L44 13L42 12V13L44 14V17H46L45 14H47V13H46ZM61 10H62V9H61ZM61 10H60V11H61ZM159 10H160V9H159ZM185 10H186V9H185ZM187 10H188V9H187ZM192 10H193V9H192ZM194 10H195V9H194ZM213 10H214V9H213ZM213 10H212V11H213ZM219 10H220V9H219ZM10 11H11V10H10ZM15 11H14V12H15ZM28 11H29V10H28ZM52 11H54V10H52ZM66 11H67V10H66ZM175 11H176V10H175ZM216 11L218 12V10H216ZM2 12H3V9H2ZM6 12H7V11H6ZM16 12H18V10H17ZM26 12H27V11H26ZM30 12H31V11H30ZM37 12H38V13H37ZM96 12H97V11H96ZM190 12H191V11H190ZM194 12H195V11H194ZM208 12H209V11H208ZM213 12H214V11H213ZM23 13L25 14V12H23ZM27 13H28V12H27ZM53 13H54V12H53ZM55 13H57V12H55ZM65 13H66V12H65ZM70 13H71V12H70ZM123 13H124V12H123ZM185 13H186V12H185ZM211 13H212V12H211ZM215 13H216V12H215ZM7 14H8V13H7ZM16 14H17V13H15V15H16ZM18 14H19V13H18ZM18 14H17V16H18ZM21 14H22V13H21ZM29 14H30V13H28V16H29ZM31 14H33V13H31ZM39 14H40V13H39ZM43 14H42V15H43ZM48 14H49V13H48ZM57 14H59V13H57ZM213 14H214V13H213ZM216 14H217V13H216ZM218 14H219V13H218ZM5 15H6V13H5ZM5 15H4V16H5ZM8 15H9V14H8ZM15 15H14V17H15ZM19 15H20V14H19ZM33 15L35 16V14H33ZM51 15H52V14H51ZM51 15H50V17H51ZM59 15L62 16L63 14H61V12H60ZM64 15H65V14H64ZM122 15H123V14H122ZM20 16H22V15H20ZM24 16H25V15H24ZM56 16H57V15H56ZM61 16H60V17H61ZM125 16H126V14H125ZM209 16H210V15H209ZM209 16H208V17H209ZM257 16H258V15H257ZM6 17H7V16H6ZM10 17L13 18L12 16H10ZM30 17L32 18L33 16H29V18H30ZM35 17H36V16H35ZM39 17H41V16L39 15L38 18H39ZM50 17H49V18H50ZM53 17H54V16H52V19H53ZM60 17H58V18H60ZM65 17H67V15H65ZM70 17H71V16H70ZM77 17H78V16H77ZM201 17H204V15H203V16L201 15ZM31 18H30V19H31ZM49 18L46 17V20L50 21ZM54 18H55V17H54ZM56 18H57V17H56ZM56 18H55V19H56ZM62 18H63V16H62ZM75 18H76V17H75ZM79 18H80V17H79ZM111 18H112V17H111ZM123 18H124V17H123ZM206 18H207V17H206ZM216 18H217V17H216ZM2 19H3V18H2ZM7 19H8V18H7ZM22 19L25 20L23 17H22ZM33 19H34V17H33ZM33 19H32V20H33ZM44 19H45V18L42 17L41 20H44ZM60 19H61V18H60ZM68 19H69V17L67 18V20H68ZM76 19H77V18H76ZM139 19H140V18H139ZM198 19H200V18H198ZM0 20H1V19H0ZM10 20H11V19H10ZM15 20L17 21V18H15ZM27 20H28V23H29L30 20H29V19H27ZM27 20H26V21H27ZM36 20H37V17H36ZM53 20H54V19H53ZM56 20H58V22H59V19H56ZM56 20H55V21H56ZM63 20H64V19H62L61 21H63ZM73 20H74V18H73ZM73 20H71V21H73ZM137 20H138V19H137ZM209 20H210V19H209ZM211 20H212V19H211ZM13 21H14V19H13ZM16 21H15V22H16ZM38 21H40V20L38 19ZM38 21H36V22H38ZM48 21L43 22V24L45 23V24L48 25V23H50V22H48ZM71 21H70V22H71ZM75 21H76V20H75ZM201 21H202V20H201ZM207 21H208V20H207ZM0 22L3 23L2 21H0ZM5 22H6V21H5ZM24 22H25V21H24ZM31 22H32V21H31ZM46 22H47V23H46ZM70 22H69V24H70ZM76 22H77V21H76ZM76 22H75V23H76ZM202 22H203V21H202ZM202 22H201V23H202ZM215 22H216V21H215ZM7 23H8V22H7ZM51 23H52V22H51ZM53 23H54V27L57 28V27L55 26V22H53ZM60 23L62 24V22H60ZM63 23H64V21H63ZM66 23L68 24V22L65 21V24H66ZM72 23H73V26H74V22H72ZM96 23H97V22H96ZM208 23H209V22H208ZM213 23H214V22H213ZM4 24H6V23H4ZM19 24H20V23H19ZM30 24H32V23H30ZM33 24H35V23L33 22ZM38 24H39V23H37L36 25L38 26ZM43 24H42V23L40 24V25H42L43 27H41V26H38V27H41V28L47 27V26H45V24H44V25H43ZM58 24H59V23H58ZM78 24H80V23H78ZM78 24H77V25H78ZM90 24H91V23H90ZM203 24H204V23H203ZM233 24H234V23H233ZM243 24H244V23H243ZM13 25H14V24H13ZM15 25H16V23H15ZM26 25H27V24H26ZM50 25H51V24H50ZM56 25H57V24H56ZM75 25H76V24H75ZM92 25H93V24H92ZM98 25H99V24H98ZM119 25H120V24H119ZM213 25H214V24H213ZM217 25H218V24H217ZM217 25H216V26H217ZM229 25H230V24H229ZM237 25H238V24H237ZM244 25H245V24H244ZM8 26L11 27V25H8ZM17 26H18V25H17ZM21 26L23 27L24 25H21ZM27 26H28V25H27ZM30 26H31V25H30ZM33 26H34V25H33ZM37 26H36V27H37ZM58 26L60 27V24H59ZM62 26H63V24H62ZM71 26H72V25H71ZM78 26H79V28H80V25H78ZM230 26H232V25H230ZM0 27H2V26H0ZM5 27H6V26H5ZM13 27H14V26H13ZM51 27H53V25H51ZM54 27H53V28H54ZM59 27H58V28H59ZM63 27H65V25H64ZM63 27H62V28H63ZM68 27H69V26H68ZM68 27H67V28H68ZM102 27H103V26H102ZM115 27H116V26H115ZM115 27H113V28H115ZM210 27H212V26H210ZM219 27H220V26H219ZM234 27H235V29H236V26H235V25H234ZM244 27H245V26H244ZM25 28H26V27H25ZM25 28H23V30H24ZM34 28H35V27H34ZM49 28H50V27H47L46 29L48 30ZM55 28H54V29H55ZM67 28H65V29H67ZM70 28H71V27H70ZM86 28H87V26H86ZM228 28H229V27H228ZM231 28L233 29V27H231ZM240 28H241V27H240ZM3 29H4V28H3ZM3 29H2V30H3ZM20 29H21V28H20ZM26 29H27V28H26ZM28 29H29V28H28ZM35 29H37V28H35ZM39 29H40V28H39ZM46 29H45V30H46ZM50 29L52 30V28H50ZM50 29H49V30H50ZM54 29H53L52 31H56V30H54ZM63 29H64V28H63ZM73 29H76V27L73 28ZM73 29H71V30H73ZM77 29H78V27H77ZM102 29H103V28H102ZM226 29H227V28H226ZM229 29H230V28H229ZM241 29H242V28H241ZM254 29H255V28H254ZM30 30H32V29H30ZM37 30H38V29H37ZM42 30H43V29H42ZM45 30H44V31H45ZM57 30H58V29H57ZM68 30H69V28H68ZM80 30H81V29H80ZM82 30H83V29H82ZM84 30H85V29H84ZM87 30H88V29H87ZM87 30H86V31H87ZM107 30H108V29H107ZM112 30H114V29H112ZM115 30H116V29H115ZM127 30H128V29H127ZM227 30H228V29H227ZM237 30H239V29H238V26H237ZM258 30H259V29H258ZM13 31H14V30H13ZM18 31H19V29H18ZM21 31H22V29H21ZM25 31H26V30H25ZM38 31H39V30H38ZM44 31H43V32H44ZM58 31H60V30H58ZM58 31H57V32H58ZM64 31H65V30H64ZM64 31H63V32H64ZM96 31H97V30H96ZM143 31H144V30H143ZM240 31H242V30H240ZM254 31H255V30H254ZM1 32H2V31H1ZM8 32H9V31H8ZM43 32H42V33H43ZM46 32H47V31H46ZM50 32H51V31H49V33H48V34H50V35H48L47 33H45V34H47V37H48V36H51L52 33H50ZM57 32H56V33H57ZM60 32H61V31H60ZM71 32H72V31H70V34H71ZM78 32H79V33H84V34H85L84 37L87 38V35H88V34L86 35V33H88V32H86V33H85V32H80V31H78ZM78 32H76V33L78 34ZM116 32H117V31H116ZM118 32H119V31H118ZM124 32H125V31H124ZM127 32H128V31H127ZM245 32H247V31H245ZM249 32H250V31H249ZM261 32H262V31H261ZM3 33H4V32H3ZM13 33H15V32H13ZM16 33H17V32H16ZM18 33H19V32H18ZM38 33H39V32H37V34H38ZM54 33H55V32H54ZM64 33H65V32H64ZM64 33H63V34H64ZM74 33H75V32H74ZM76 33H75V34H76ZM112 33H114V32H112ZM129 33H130V32H129ZM131 33H132V32H131ZM131 33H130V34H131ZM8 34H10V33H8ZM8 34H6V35L8 36V39H9V35H8ZM20 34H22V33H19V35H20ZM28 34H29V32H28ZM58 34H59V36L63 35V34H61V33H58ZM60 34H61V35H60ZM67 34H68V31H67L66 35H67ZM89 34H90V33H89ZM95 34H96V33H95ZM125 34H126V32H125ZM249 34H250V33H249ZM252 34H253V33H252ZM259 34H261V33H258V35H259ZM2 35H3V34H2ZM4 35H5V34H4ZM4 35H3V36H4ZM15 35H16V34H15ZM26 35H27V34H26ZM31 35H32V34H31ZM33 35H34V34H33ZM52 35H53V34H52ZM55 35H56V34H54V36H55ZM80 35H81V34H80ZM110 35H111V34H110ZM131 35H132V34H131ZM139 35H140V34L138 33V36H139ZM253 35H256V33L253 34ZM253 35L250 34L251 38H252ZM0 36H1V35H0ZM57 36H58V35H57ZM57 36H56V37H57ZM59 36H58V37H59ZM63 36H65V35H63ZM70 36H71V35H70ZM70 36H69V37H70ZM88 36H89V35H88ZM92 36H93V35H92ZM104 36H105V35H104ZM104 36H103V37H104ZM256 36H257V35H256ZM259 36H260V35H259ZM13 37H14V36H13ZM27 37H28V36H27ZM47 37H46V38H47ZM58 37H57V38H58ZM71 37H73V36H71ZM76 37H77V36H76ZM78 37H79V36H78ZM82 37H83V36H82ZM82 37H80V38H82ZM98 37H99V36H98ZM253 37H254V36H253ZM257 37H258V36H257ZM260 37H262V36H260ZM22 38H24V37H22ZM22 38H18V39H21V41H22ZM49 38H51V37H49ZM60 38H61V37H60ZM74 38H75V37H74ZM86 38H85V39H86ZM248 38H249V37H248ZM258 38H259V37H258ZM258 38H257V39H258ZM52 39H53V38H51V40H52ZM76 39H77V38H76ZM89 39H90V38H88V40H89ZM94 39H95V37H94ZM94 39H90V40H92V42H93ZM97 39H98V38H97ZM102 39H103V38H102ZM112 39H113V38H112ZM12 40H15V38L12 39ZM56 40H58V39H56ZM83 40H84V39H83ZM90 40H89V41H90ZM19 41H20V40H19ZM21 41H20V42H21ZM64 41H67V40H64ZM94 41H95V40H94ZM103 41H104V40H103ZM257 41H258V40H257ZM7 42H8V41H7ZM11 42H12V41H11ZM13 42H14V41H13ZM15 42H16V41H15ZM20 42H19V43H20ZM23 42H24V41H23ZM70 42H71V41H70ZM96 42H97V41H96ZM259 42H260V41H259ZM261 42H263V41H261ZM9 43H10V41H9ZM16 43H17V42H16ZM24 43H25V42H24ZM29 43H30V42H29ZM31 43H32V42H31ZM7 44H8V43H7ZM7 44H6V45H7ZM10 44H12V43H10ZM13 44H14V43H13ZM33 44H35V43H33ZM70 44H71V43H70ZM88 44H91V43L89 42ZM96 44H97V43H96ZM105 44H106V43H105ZM105 44H104V45H105ZM1 45H3V44H0V46H1ZM8 45H9V44H8ZM15 45H16V44H15ZM15 45H13V46H15ZM19 45H20V44H19ZM74 45H75V44H74ZM74 45H73V46H74ZM86 45H87V44H86ZM91 45H92V44H91ZM98 45H99V44H98ZM100 45H101V44H100ZM11 46H12V45H11ZM27 46H28V45H27ZM65 46H66V45H65ZM73 46H72V47H73ZM124 46H125V44H124ZM7 47H8V46H7ZM15 47H16V46H15ZM17 47H18V46H17ZM17 47H16V48H17ZM99 47H100V46H99ZM11 48L15 49L14 47H10V46H9L8 48L5 47V50H7V52H8V50H11ZM21 48H22V47H21ZM101 48H102V47H101ZM1 49H3L2 46H1ZM1 49H0V50H1ZM18 49H19V47H18ZM31 49H32V48H31ZM59 49H60V48H59ZM64 49H65V47H64ZM76 49H77V48H76ZM103 49H105V48H103ZM107 49H109V48H107ZM125 49H126V48H125ZM231 49H232V48H231ZM237 49H238V48H237ZM15 50H17V49H15ZM37 50H38V49H37ZM110 50H111V49H110ZM110 50H109V51H110ZM112 50H114V49H112ZM152 50H155V49L152 48ZM3 51H4V50H3ZM3 51H2V53L6 52V51H4V52H3ZM13 51H14V50H13ZM27 51H28V49H27ZM83 51H85V50H83ZM89 51H90V50H89ZM100 51H101V50H100ZM114 51H115V50H114ZM232 51H233V50H232ZM0 52H1V51H0ZM7 52H6V53H7ZM9 52H10V51H9ZM17 52H18V54H19V50H17ZM22 52H23V51H22ZM22 52H20V53L22 54ZM60 52H62V51H60ZM80 52H81V51H80ZM94 52L97 53V50H96V51L94 50ZM101 52H102V51H101ZM153 52H155V51H153ZM156 52H157V51H156ZM6 53H4V54H5V56L7 57L8 55H7ZM10 53H11V52H10ZM10 53H8V54H10ZM12 53H13V52H12ZM53 53H54V52H53ZM62 53H63V52H62ZM92 53H93V52H92ZM111 53H112V52H111ZM128 53H129V52H128ZM151 53H152V52H151ZM235 53H236V52H235ZM16 54H17V53H16ZM31 54H32V53H31ZM54 54H55V53H54ZM58 54H59V53H58ZM63 54H64V53H63ZM70 54H71V52H70ZM70 54H68V55H70ZM89 54H90V53H89ZM152 54H153V53H152ZM214 54H215V53H214ZM221 54H222V53H221ZM221 54L219 53L220 56L218 55V58L221 57V61H222V59H223L224 57L222 58ZM0 55H1V53H0ZM12 55L14 56V53H13ZM12 55H11V57H12ZM19 55H20V54H19ZM22 55H23V54H22ZM22 55H21V56H22ZM34 55H35V54H34ZM155 55H156V53H155ZM210 55H211V54H210ZM223 55H224V54H223ZM235 55H237V53H236ZM1 56H3V54H2ZM1 56H0V58L2 59ZM17 56H18V55H17ZM56 56H58V55H56ZM59 56H60V55H59ZM74 56H75V55H74ZM80 56H81V55H80ZM153 56H154V55H153ZM156 56H157V55H156ZM214 56H215V55H214ZM214 56L211 57V59L214 58ZM216 56H217V55H216ZM225 56H226V55H225ZM233 56H234V55H233ZM237 56H238V55H237ZM6 57H5V59H8V58H6ZM29 57H30V56H29ZM72 57H73V56H72ZM72 57H71V58H72ZM194 57H195V56H194ZM15 58H16V60H13V61H16V63H17V62H18L17 57H15ZM18 58H21V57L19 56ZM22 58H23V56H22ZM22 58H21V59H22ZM25 58H26V57H25ZM65 58H66V57H65ZM78 58H79V57H78ZM83 58H84V57H83ZM83 58H81V59H83ZM154 58H155V57H154ZM157 58H158V57H156V60H157ZM196 58H197V57H196ZM218 58H217V59H218ZM232 58H233V57H232ZM3 59H4V58H3ZM5 59H4V60H5ZM35 59H36V58H35ZM61 59L63 60L62 57H61ZM81 59H80V60H81ZM96 59H98V58H96ZM113 59H114V57H113ZM148 59H149V58H148ZM209 59H210V58H209ZM217 59H216V60H217ZM228 59H229V57H228ZM9 60H10V58H9ZM9 60H8V61H9ZM22 60H23V59H22ZM24 60H25V59H24ZM26 60H27V59H26ZM154 60H155V59H154ZM156 60H155V61H156ZM216 60H215V61H216ZM224 60H226V58H224ZM224 60H223V61H224ZM230 60H231V58H230ZM6 61H7V60H6ZM11 61H12V60H11ZM11 61H9V64H10V63L12 64L13 61H12V62H11ZM19 61L21 62L20 59H19ZM191 61H194V60H191ZM195 61H196V59H195ZM195 61H194V62H195ZM212 61H213V60H212ZM212 61H211V62H212ZM219 61H220V60H219ZM1 62H2V61H0V63H1ZM27 62H30V61L27 60ZM41 62H42V61H41ZM135 62H136V61H135ZM158 62H159V61H158ZM181 62H183V61H181ZM196 62H198V64H199L200 61H196ZM201 62H203V61H201ZM201 62H200V63H201ZM208 62H210V61H208ZM213 62H214V61H213ZM213 62H212V63H213ZM217 62H218V61H217ZM224 62H225V61H224ZM224 62H221V63H222L221 67H222V66L224 67L225 65H227V64H225ZM259 62H260V61H259ZM3 63H4V62H3ZM16 63H15V64H16ZM18 63H19V62H18ZM18 63H17V64H18ZM23 63H24V61H23ZM23 63H22V64H23ZM69 63H70V62H69ZM179 63H180V62H179ZM191 63H192V62H191ZM191 63H190V64H191ZM205 63L208 64L207 62H205ZM205 63H204V64H205ZM212 63H210V64H212ZM223 63H224V65H223ZM226 63H227V62H226ZM11 64H10V65H11ZM17 64H16V66H17ZM139 64H140V63H139ZM180 64H181V63H180ZM186 64H187V63H186ZM194 64H195V63H194ZM201 64H203V63H201ZM210 64H209V66H212V68L215 70V68L213 67V65H210ZM213 64H215V63H213ZM229 64H230V63H228V65H229ZM0 65H1V64H0ZM10 65H8V66H10ZM19 65H20V64H19ZM25 65H26V64H25ZM25 65L23 64V68H24V70L22 69L23 71H25V67H24ZM27 65H28V64H27ZM32 65H33V64H32ZM34 65H35V64H34ZM34 65H33V66H34ZM41 65H42V64H41ZM108 65H109V64H108ZM108 65H107V66H108ZM117 65H118V64H117ZM184 65H185V64H184ZM196 65H197V64H196ZM199 65H200V64H199ZM199 65H197V66H199ZM216 65H219V64L216 63ZM1 66H2V65H1ZM4 66H6V65H4ZM13 66H14V64L12 65V67H13ZM33 66H32V67H33ZM46 66H47V65H46ZM100 66H101V65H100ZM187 66H188V65H187ZM193 66H194V65H192V67H193ZM200 66H201V65H200ZM202 66H203V65H202ZM202 66H201V67H202ZM214 66H215V65H214ZM19 67H20V66H19ZM19 67H18V68H19ZM34 67H35V66H34ZM183 67H184V66H183ZM190 67H191V66H190ZM201 67H199V70H198V68H196V69H197L198 71H200V68H201ZM206 67H208V66L206 65V66H204V67H202V68H205V70H208V69H206ZM228 67H229V66H228ZM16 68H17V67H16ZM16 68L14 67L15 70H16ZM18 68H17V70L20 69V68H19V69H18ZM27 68H28V69L30 68V63H29V65H28V67H26V69H27ZM47 68H48V67H47ZM210 68H211V67H210ZM210 68H209V69H210ZM5 69H6V68H5ZM5 69H4V70H5ZM110 69H112V68H110ZM115 69H116V68H115ZM115 69H114V70H115ZM117 69H118V68H117ZM217 69H218V68H217ZM1 70H2V68H1ZM10 70H13V69H10ZM32 70H33V69H32ZM32 70L29 69V71H30L31 73H32V72L36 73V71H37L36 69H35L36 71H35V70L32 71ZM83 70H84V69H83ZM205 70H203V71L205 72ZM214 70H213V71H214ZM29 71H27V72H29ZM41 71H42V70H41ZM92 71H93V70H92ZM95 71H96V70H95ZM115 71H116V70H115ZM125 71H126V69H125ZM132 71H133V70H132ZM139 71H140V70H139ZM176 71H177V70H176ZM188 71H189V70H188ZM192 71H193V70H192ZM201 71H202V70H201ZM203 71H202V72H203ZM210 71H212V70H210ZM0 72H1V71H0ZM2 72H3V71H2ZM2 72L0 73V74H1V75H0V82L2 81V82L7 83V82H8V79H7V73L4 71L3 73H6V75H5V74H3ZM8 72H9V71H8ZM11 72H12V71H10V73H11ZM20 72H21V70L19 71L20 76L23 75V74H27V72H26V73H23V74H21ZM44 72H45V71H44ZM77 72H78V71H77ZM80 72H81V71H80ZM97 72H98V71H97ZM100 72H101V71H100ZM111 72H113V71H111ZM117 72H118V71H117ZM119 72H120V71H119ZM119 72H118V73H119ZM121 72H123V71H121ZM202 72H200L201 75H200L199 73H197V74H199L200 76L203 77ZM206 72H207V71H206ZM216 72H217V71H216ZM219 72H220V71H218V74H220ZM10 73H8L9 76L12 74V76H13L12 78H16V79H14V80H16V81H14V80H13V81H14V82H18V79H17L18 76H17V77H14L13 73H11V74H10ZM14 73H18V72H15V71H14ZM34 73H33V74H34ZM102 73H103V72H102ZM102 73H101V74H102ZM108 73H109V71H108ZM126 73H127V72H126ZM133 73H134V72H133ZM133 73H132V74H133ZM139 73H140V72H139ZM139 73H138V74H139ZM19 74H18V75H19ZM111 74H112V73H111ZM115 74H116V73H115ZM130 74H131V73H130ZM138 74H137V75H138ZM209 74H211V73H209ZM209 74H208V73H207V74L205 73L206 77H208ZM216 74H217V73H216ZM27 75H28V74H27ZM34 75H35V74H34ZM36 75H37V74H36ZM81 75H83V74H81ZM97 75H98V74H97ZM112 75L114 76V74H112ZM124 75H126V74H124ZM212 75H215V74H212ZM259 75H260V74H259ZM25 76H26V75H25ZM25 76H24V79H25ZM39 76H41V75H39ZM95 76H96V75H95ZM104 76H106V75H104ZM104 76H103V77H104ZM126 76H128V75H126ZM129 76H130V75H129ZM139 76H140V75H139ZM144 76H145V75H144ZM240 76H241V75H240ZM22 77H23V76L20 77V78H21V82L19 81L21 84H23V82H24L25 80H27V79H25V80L23 81ZM26 77L28 78V77H30V76H26ZM81 77H82V76H81ZM110 77H111V75H110ZM114 77H115V76H114ZM116 77H118V76L116 75ZM116 77H115V78H116ZM120 77H121V76H120ZM120 77H119V78H120ZM204 77H205V76H204ZM209 77H210V75H209ZM219 77H220V76H219ZM9 78H11V77H9ZM18 78H19V77H18ZM20 78H19V79H20ZM39 78H40V77H39ZM39 78H38L37 81H39ZM44 78H45V77H44ZM86 78H87V77H86ZM89 78H90V77H89ZM111 78H113V77H111ZM196 78H197V77H196ZM211 78H212V77H211ZM235 78H236V77H235ZM42 79H43V76H42ZM83 79H84V78H83ZM97 79L99 80V78H97ZM129 79H130V78H129ZM144 79H145V78H144ZM189 79H190V78H189ZM204 79H208V78H204ZM214 79H215V78H214ZM228 79H229V78H228ZM10 80H11V79H10ZM10 80H9V81H10ZM29 80H31V77L29 78ZM57 80H58V79H57ZM108 80H109V79H108ZM108 80H107V82H108ZM110 80H112V79H110ZM139 80H140V79H139ZM201 80H202V78H201ZM208 80H212V79H208ZM31 81H32V80H31ZM31 81H30V82H31ZM37 81H36V82H37ZM41 81H42V80H41ZM95 81H96V79H95ZM117 81H118V79H117ZM142 81H143V80H142ZM206 81H207V80H206ZM212 81H213V80H212ZM240 81H241V80H240ZM14 82H13V83H14ZM32 82H33V81H32ZM34 82H35V81H34ZM44 82H45V80H44ZM47 82H48V81H47ZM59 82H60V81H59ZM85 82H86V81H85ZM110 82H111V81H110ZM127 82H128V81H127ZM152 82H153V81H152ZM188 82H189V81H188ZM208 82L210 83V81H208ZM8 83H9V82H8ZM25 83H26L25 87H26L27 85H29V84H27L26 81H25ZM25 83H24V84H25ZM28 83H29V82H28ZM37 83H40V82H37ZM135 83H136V79H135ZM194 83H195V82H194ZM213 83H214V82H213ZM218 83H220V82H218ZM221 83H222V82H221ZM1 84L3 85L4 83H1ZM24 84H23V85H24ZM31 84H32V83H31ZM42 84H43V83H42ZM44 84H46V83H44ZM44 84H43V85H40V86H43V87H44V86H45ZM51 84H52V83H51ZM55 84H56V83H55ZM72 84H73V83H72ZM94 84H95V83H94ZM94 84H93V85H94ZM127 84H128V83H127ZM131 84H132V83H131ZM153 84H154V83H153ZM207 84H208V83H207ZM211 84H212V83H211ZM214 84H215V83H214ZM214 84H213V85H214ZM227 84H228V83H227ZM227 84L225 83L226 86H227ZM5 85H6V84H5ZM11 85H12V84H10V85L7 84L6 87H9V86H11ZM16 85H18V84H17V83L15 84V87H16V89H17L18 86H16ZM34 85H35V84H33V86H34ZM38 85H39V84H38ZM57 85H58V84H56L55 86H57ZM77 85H78V84H77ZM116 85H117V84H116ZM119 85H120V84H119ZM122 85H123V84H122ZM122 85H121V86H122ZM124 85H125V84H124ZM129 85H130V84H129ZM208 85H209V84H208ZM216 85H218V84H216ZM229 85H230V84H229ZM19 86H20V89L18 88L19 90H17V91H14L15 88L12 89L14 86H13L12 88L9 87V89H10V90L12 89V92L14 91V92H16V94H17L18 91H20L21 88H22V87H21L22 85H19ZM33 86L29 85V87H30L31 89L33 88ZM49 86H50V85H49ZM51 86H52V85H51ZM53 86H54V85H53ZM60 86H62V85H60ZM127 86H128V85H127ZM153 86H154V85H153ZM220 86H222V85L220 84ZM3 87H4V85H3ZM6 87H5V88H6ZM29 87H28V88H29ZM35 87H37V84H36ZM47 87H48V85H47ZM57 87H58V86H57ZM79 87H80V86H79ZM84 87H86V86H84ZM107 87H108V85H107ZM222 87H223V86H222ZM229 87H230V86H229ZM5 88H2V89H3V90H6ZM28 88H26V89H27V93H28ZM45 88H46V87H44V89H45ZM49 88H50V87H49ZM51 88H52V87H51ZM102 88H103V87H102ZM110 88H111V87H110ZM123 88H125V86H123ZM129 88H130V87H129ZM162 88H163V87H162ZM227 88H228V87H227ZM2 89L0 88V99H4V101H5V100H6L5 98H8V96H9L8 94H9V93H7V90L4 91V93L6 92L7 94H6V93H5V94L8 95L7 97H6V95H5V97H4V96H3V93H1ZM22 89H23V88H22ZM24 89H25V88H24ZM57 89H58V88H57ZM94 89H95V88H94ZM98 89H99V88H98ZM98 89H96V92H95V91H93V92L97 93V92L99 91ZM104 89H105V88H104ZM126 89H127V87H126ZM233 89H234V88H233ZM33 90H35V88H34ZM36 90H38V87L36 88ZM36 90H35V91H36ZM41 90H43V89H41ZM41 90H38V91L41 92ZM47 90H48V89H47ZM51 90H52V89H51ZM53 90H54V89H53ZM61 90H62V89H61ZM64 90H65V89H64ZM80 90H81V89H80ZM97 90H98V91H97ZM111 90H112V89H111ZM199 90H200V89H199ZM210 90H211V89H210ZM212 90H213V89H212ZM214 90H215V89H214ZM21 91H23V90H21ZM48 91H49V90H48ZM68 91H69V90H68ZM105 91H106V90H105ZM105 91H104V92H105ZM2 92H3V91H2ZM9 92H10V91H9ZM25 92H26V91H25ZM40 92H39L38 95H40V94H42L43 92H46V91H43V92H41V93H40ZM54 92H55V91H54ZM58 92H59V90H58ZM93 92H92V93H93ZM21 93H22V92H21ZM32 93H34V91H32ZM32 93H31V95H32ZM37 93H38V92H37ZM37 93H36V94H37ZM56 93H57V92H56ZM59 93H60V92H59ZM99 93H100V92H99ZM138 93H139V92H138ZM10 94H11V92H10ZM12 94H13V93H12ZM22 94H23V93H22ZM73 94H74V93H73ZM79 94H80V93H79ZM100 94H101V93H100ZM100 94H99V95H100ZM114 94H115V93H114ZM25 95H27V94H25ZM28 95H29V94H28ZM44 95H45V94H44ZM53 95H55V94H53ZM91 95H93V94H91ZM97 95H98V93H97ZM97 95H94V96L97 97ZM101 95H102V94H101ZM101 95H100V96H101ZM105 95H107V93H106ZM155 95H156V94H155ZM11 96L14 97L15 100H17V99H18L17 97L20 96V95H18L17 97H15L16 95H15V93H14V94L11 95ZM21 96H22V95H21ZM21 96H20V97H21ZM29 96H30V95H29ZM29 96H28V97H29ZM34 96H36V95L34 94ZM56 96H57V95H56ZM103 96H104V95H103ZM2 97H4V98H2ZM38 97H41V96H38ZM44 97H45V96H44ZM44 97H43V98H44ZM46 97H47V96H46ZM46 97H45V98H46ZM49 97H50V98H49ZM49 97H48L49 99H51V100H55V99H52L53 96L51 97L50 94H49ZM54 97H55V96H54ZM91 97H92V96H91ZM105 97H106V96H104V98H105ZM157 97H158V96H157ZM16 98H17V99H16ZM23 98H24V97H23ZM120 98H121V97H120ZM12 99H13V98H12ZM24 99H25V98H24ZM26 99H27V97H26ZM26 99H25V100H26ZM41 99H42V98H41ZM97 99H98V98H97ZM106 99H107V101H108L109 98H106ZM242 99H243V98H242ZM9 100H11V99H9ZM32 100H33V99H32ZM32 100L30 99V101H31L30 103H31L32 105H34L33 103H35V100H33V102H32ZM156 100H157V99H156ZM177 100L179 101V99H177ZM239 100H240V99H239ZM6 101H7V100H6ZM39 101H41V100H39ZM44 101H45V100H44ZM44 101H43V103H44ZM60 101H61V100H60ZM89 101H91V100H89ZM109 101H110V99H109ZM114 101H115V100H114ZM120 101H121V100H120ZM9 102H10V101H9ZM11 102H14V99H13V101H11ZM21 102H23V101H21ZM24 102H26V101H24ZM41 102H42V101H41ZM95 102H96V101H95ZM105 102H106V101H105ZM105 102H103V104H104ZM131 102H132V101H131ZM140 102H141V101H140ZM17 103H18V102H17ZM27 103H28V102H27ZM37 103H38V102H37ZM43 103H42V104H43ZM51 103H52V102H51ZM53 103H56V101L53 102ZM53 103H52V104H53ZM57 103H58V102H57ZM66 103H67V102H65L64 104H66ZM89 103H90V102H89ZM91 103H92V102H91ZM93 103H94V102H93ZM99 103H101V100L99 101ZM109 103H110V102L107 103L108 105H107V104H105V105H106L107 107H109V106H110ZM132 103H133V102H132ZM137 103H138V102H137ZM143 103H144V102H143ZM147 103H148V102H147ZM149 103H150V102H149ZM171 103H172V102H171ZM173 103H174V102H173ZM181 103H182V102H181ZM7 104H9V103H7ZM11 104L13 105V107H14V106H17V105H18V107H19V105H20V106H23V108H24V105H21L20 102H19L18 104H16V102H15V105H14L13 103H11ZM11 104H10L9 106H11ZM24 104H25V103H24ZM49 104H50V103L47 102L46 105L48 106ZM62 104H63V103H62ZM62 104L60 103V105H62ZM64 104H63V105H64ZM68 104H69V103H68ZM81 104H82V103H81ZM81 104H80V105H81ZM96 104L98 105V103H96ZM117 104H118V103H117ZM128 104H130V102H128ZM134 104H136V103H134ZM134 104H133V105H134ZM150 104H151V103H150ZM157 104H159V103H157ZM169 104H170V103H169ZM184 104H185V103H184ZM186 104H187V103H186ZM186 104H185V105H186ZM226 104H227V103H226ZM0 105H1V104H0ZM26 105H27V104H26ZM28 105L31 106L29 103H28ZM36 105H37V104H36ZM38 105H39V104H38ZM38 105H37V106H38ZM54 105H59V103H58V104H54ZM66 105H67V104H66ZM66 105H65V106H66ZM76 105H77V104H76ZM78 105H79V104H78ZM111 105H112V103H111ZM119 105H121V104L119 103ZM133 105L130 104V106H133ZM154 105H155V104H154ZM42 106H43V105H42ZM42 106L40 105V107H42ZM47 106H46V107H47ZM50 106H51V105H50ZM65 106H64V107H65ZM67 106H68V105H67ZM83 106H84V105H83ZM83 106L81 107V109H83ZM88 106H90V105H88ZM91 106H92V105H91ZM91 106H90V107H91ZM114 106H115V103H114ZM124 106H125V105H124ZM135 106H137V105H135ZM135 106H134V108H135ZM3 107H4V106H3ZM32 107H33V106H32ZM53 107H54V106H53ZM56 107H58V106H56ZM69 107H71V106L69 105ZM75 107H77V106H75ZM75 107L73 106L74 109H75ZM90 107H88V108H90ZM96 107H97V106H96ZM99 107H101V106H99ZM99 107H98V108H99ZM111 107H113V105H112ZM115 107H116V106H115ZM117 107H119V106H117ZM8 108H9V107H8ZM21 108H22V107H21ZM26 108H27V106H26ZM29 108L31 109V107H29ZM38 108H39V106H38ZM59 108L61 109L62 106H60ZM73 108H70V109L68 108V109H69L70 112H71V111H74V112L76 113V110H73ZM77 108H78V107H77ZM101 108H102V107H101ZM109 108H110V107H109ZM125 108L127 109V106H126ZM128 108H129V107H128ZM136 108H137V107H136ZM32 109H33V108H32ZM41 109H43V108H41ZM47 109H48V108H47ZM63 109H64V108H63ZM63 109L61 110L62 113H63L64 111L68 110L67 107H65L64 111H63ZM84 109H85V108H84ZM90 109H91V108H90ZM103 109H104V107H103ZM130 109H132V108H130ZM139 109H140V107H139ZM1 110H2V109H0V113H1ZM12 110H13V109H12ZM12 110H11V111H12ZM18 110H19V108H18ZM22 110H23V109H22ZM22 110H21V111H22ZM27 110H29V109L27 108ZM95 110H96V108H95ZM97 110H99V109H97ZM106 110H107V109H106ZM106 110L104 109L105 112L102 111V113H106ZM113 110H114V109H113ZM118 110H119V108H118ZM135 110H136V109H135ZM137 110H138V109H137ZM144 110H145V109H144ZM147 110H148V109H147ZM154 110H155V109H154ZM154 110H153V111L150 110V112H153V114H154ZM157 110H158V109H157ZM24 111H25V109H24ZM29 111H30V110H29ZM36 111H37V110H36ZM42 111H43V110H42ZM48 111H49V110H48ZM69 111H68V112H69ZM85 111H86V109H85ZM99 111H101V110H99ZM114 111H115V110H114ZM122 111H124V110H123V107H122ZM130 111H131V110H130ZM140 111H141V109H140ZM142 111H143V110H142ZM142 111H141V112H142ZM145 111H146V110H145ZM158 111H159V110H158ZM2 112H3V110H2ZM5 112H6V111H5ZM44 112H45V111H44ZM44 112H43V113H44ZM77 112H80V111L77 109ZM87 112H88V111H87ZM87 112H86V114H87ZM90 112H91V110H90ZM108 112H110V111H108ZM108 112H107V113H108ZM111 112H113V111H111ZM115 112H116V111H115ZM124 112L127 113L126 110H125ZM124 112H123V113H124ZM132 112H133V111H132ZM146 112H147V111H146ZM150 112H149V113H150ZM10 113H11V112H10ZM13 113H15V114L18 113V112H17V109H16V112L13 111ZM37 113H38V116H39V115H40L39 112H37ZM71 113H72V112H71ZM75 113H74V114H75ZM81 113H84V112L81 111L79 114L82 115ZM91 113H92V112H91ZM97 113H98V112H97ZM102 113H101V114H102ZM123 113H119V115H120V114H123ZM128 113H129V112H128ZM142 113L144 114V111H143ZM142 113H141V114H142ZM156 113H158V112H156ZM25 114H26V113H25ZM31 114H32V113H31ZM34 114H35V113H34ZM34 114H32V116H33ZM63 114H64V113H63ZM117 114H118V113H117ZM117 114H116V115H117ZM143 114H142V115H143ZM151 114H152V113H151ZM161 114L163 115V113H161ZM11 115H12V114H11ZM19 115H20V114H19ZM23 115H24V114H23ZM26 115H27V114H26ZM35 115H36V114H35ZM35 115H34V116H35ZM54 115H55V114H54ZM57 115H58V114H56V116H57ZM68 115H69V113H68ZM80 115L78 116V114H77V115L75 116V117H76L75 119H77V117L80 118ZM108 115H110V114H108ZM123 115H124V114H123ZM128 115H132V113H131V114H128ZM128 115H126V116L128 117ZM136 115H137V114H136ZM136 115H135V116H136ZM139 115H140V113H139ZM139 115H138V116H139ZM142 115H141V116H142ZM146 115H147V114H146ZM164 115H165V114H164ZM173 115H174V114H173ZM215 115H216V114H215ZM215 115H214V116H215ZM4 116H5V115H4ZM8 116H9V115H8ZM8 116H7V117H8ZM15 116H16V115H15ZM34 116H33V117H34ZM38 116L36 115V117H34V118H37ZM44 116H45V115H44ZM44 116H43V118H44ZM59 116H61V115H59ZM59 116H58V117H59ZM85 116H86V115H85ZM90 116H91V115H90ZM90 116L88 115V117H90ZM120 116H122V115H120ZM126 116H125V117H126ZM159 116H160V114H159ZM169 116H170V115H169ZM175 116H176V115H175ZM41 117H42V116H41ZM41 117H39V118L41 119ZM50 117H51V116H50ZM61 117H62V116H61ZM73 117H74V116H73ZM113 117H114V116H113ZM132 117H133V116H132ZM139 117H140V116H139ZM142 117H143V116H142ZM142 117H141V119H142ZM160 117H161V116H160ZM171 117H172V116H171ZM218 117H219V116H218ZM19 118H20V117H19ZM27 118H28V117L26 116V119H27ZM63 118H64V117H63ZM63 118H61V119H63ZM90 118H91V117H90ZM116 118H117V116H116ZM130 118H131V116H130ZM130 118H129V120H130ZM144 118H145V117H144ZM147 118L149 119V117H146V119H147ZM154 118H155V117H154ZM165 118H166V117H165ZM176 118H177V116H176ZM179 118H180V117H179ZM215 118H216V117H215ZM6 119H7V118H6ZM22 119H23V118H22ZM30 119L32 120V118H30ZM37 119H38V118H37ZM37 119H36V121H37ZM49 119H50V118H49ZM54 119L56 120V118H54V116H53V119H52V120L50 119L49 121H53V122H54ZM117 119H119V118H117ZM117 119H116V120H117ZM138 119H139V118H138ZM151 119H152V118H151ZM151 119H150V120H151ZM160 119H162V118H158V120H160ZM167 119H168V118H167ZM171 119H172V118H170V120H171ZM260 119H261V118H260ZM10 120H11V119H10ZM12 120H14V119H12ZM23 120L25 121V119H23ZM28 120H29V119H28ZM38 120H39V119H38ZM47 120H48V119H47ZM81 120H82V119H81ZM121 120H122V119H121ZM121 120H120V121H121ZM123 120H124V117H123ZM127 120H128V119H127ZM155 120H157V119H155ZM162 120H164V116H163V119H162ZM170 120H169V121H170ZM29 121H30V120H29ZM44 121H45V120H44ZM49 121H47V122L49 123ZM87 121H89V120H87ZM125 121H126V120H125ZM141 121H142V120H141ZM145 121H146V120H145ZM152 121H153V120H152ZM166 121H167V120H166ZM173 121H174V119H173ZM17 122H19V121H17ZM45 122H46V121H45ZM45 122H43V123H45ZM53 122H51V123H53ZM108 122H109V121H108ZM137 122H139V121L137 120ZM147 122H148V121H147ZM156 122H157V121H156ZM156 122H154V123H156ZM163 122H164V121H163ZM170 122H171V121H170ZM178 122H180V121H178ZM206 122H207V121H206ZM249 122H250V121H249ZM3 123H5V122H3ZM9 123H11V122H9ZM22 123H23V122H22ZM22 123H21V124H22ZM41 123H42V122H41ZM43 123H42V124H43ZM51 123H49V124L51 125ZM54 123H55V122H54ZM106 123H107V122H106ZM149 123L151 124L152 122L150 121ZM154 123H153V124H154ZM173 123H174V122H173ZM173 123H172V124H173ZM181 123L183 124V121H182ZM16 124H17V123H16ZM28 124H29V123H28ZM32 124H35V120H34V123H32ZM32 124L30 125L31 127H32ZM102 124H103V123H102ZM104 124H105V122H104ZM109 124H110V123H109ZM145 124H147V123H145ZM150 124H149V125H150ZM159 124H160V123H159ZM162 124H163V123H162ZM165 124H166V122H165ZM165 124H164V125H165ZM167 124H168V123H167ZM177 124H178V123H177ZM9 125H10V124H9ZM36 125L38 126V123L35 124V125H33V126L36 127ZM40 125H41V124H40ZM43 125H44V124H43ZM52 125H53V124H52ZM106 125H107V124H106ZM156 125L158 126V123H157ZM160 125H161V124H160ZM164 125H163V126L161 125V126H159V127H160V128H161V127L163 128ZM217 125H218V124H217ZM258 125H259V124H258ZM0 126H1V125H0ZM14 126H15V125H14ZM16 126H17V125H16ZM58 126H59V125H58ZM109 126H110V125H109ZM109 126H106V127L108 128ZM112 126H113V125H112ZM151 126H152V125H151ZM176 126H177V125H176ZM180 126H181V125H180ZM253 126H254V125H253ZM263 126H264V125H263ZM55 127H56V125H55ZM124 127H125V126H124ZM147 127H148V126H147ZM169 127H170V126H169ZM255 127H256V126H255ZM16 128H17V127H16ZM36 128H37V127H36ZM44 128H45V127H44ZM49 128H50V127H49ZM52 128H54V127H51V129H52ZM57 128H58V127H57ZM135 128H136V127H135ZM160 128H159V129H160ZM170 128H171V127H170ZM259 128H260V127H259ZM261 128H262V126H261ZM5 129H6V128H5ZM14 129H15V127H14ZM28 129H29V126H28ZM83 129H84V128H83ZM183 129H184V128H183ZM229 129H230V128H229ZM31 130H32V129H31ZM134 130H135V129H134ZM136 130H137V129H136ZM186 130H187V129H186ZM186 130H185V131H186ZM257 130H258V129H257ZM187 131H189V130H187ZM225 131H227V130H225ZM235 131H236V130H235ZM174 132H175V131H174ZM189 132H190V131H189ZM192 132H193V131H192ZM197 132H198V131H197ZM219 132H220V131H219ZM20 133H21V132H20ZM180 133H181V132H180ZM190 133H191V132H190ZM226 133H227V132H226ZM195 134H196V133H195ZM214 134H215V133H214ZM255 134H256V133H255ZM15 135H16V134H15ZM19 135H20V134H19ZM132 135H133V133H132ZM136 135H137V134H136ZM16 136H17V135H16ZM187 136H188V135H187ZM245 136H246V135H245ZM133 137H135V135H134ZM137 137H138V136H137ZM141 137H142V136H141ZM165 137H166V136H165ZM184 137H185V136H184ZM131 138H132V137H131ZM131 138H130V139H131ZM181 138H182V137H181ZM216 138H217V137H216ZM216 138H215V139H216ZM106 139H107V138H106ZM125 139H127V138L125 137ZM135 139H136V138H135ZM212 139H213V138H212ZM5 140H6V139H5ZM133 140H134V139H133ZM137 140H139V139H137ZM186 140H187V139H186ZM217 140H218V139H217ZM6 141H7V140H6ZM109 142H110V141H109ZM182 143H183V142H182ZM6 144H7V143H6ZM4 145H5V143H4ZM19 145H20V144H19ZM191 145L193 146V144H191ZM200 146L202 147V146H204V145H200ZM227 146H228V145H227ZM1 147L3 148V147H5V146H3L2 143H1ZM1 147H0V148H1ZM189 147H190V146H189ZM189 147H188V148H189ZM194 147H196V146H194ZM198 147H199V146H198ZM96 148H97V147H96ZM225 148H226V147H225ZM22 149H23V148H22ZM26 149H27V148H26ZM35 149H36V148H35ZM6 150H9V148L6 149ZM16 151H18V150H16ZM235 151H237V150H235ZM3 152H5V150L2 149V153H3ZM8 152H9V151H8ZM11 152H12V151H11ZM5 153L7 154V151H6ZM18 153H21V152H18ZM0 154H1V153H0ZM33 154H34V153H33ZM44 154H45V153H44ZM60 154H61V153H60ZM2 155L4 156L5 154L3 153ZM2 155H1V156H2ZM7 155H9V154H7ZM11 155H13V152H12ZM14 156H15V154H14ZM38 156H39V155H38ZM41 156H42V155H41ZM41 156H40V157H41ZM6 157H8V156H5V158H6ZM16 157H17V156H16ZM20 157H21V154L19 155V158H18V159H20ZM40 157H39V159H40ZM42 157H43V156H42ZM42 157H41V158H42ZM62 157H63V156H62ZM252 157H253V156H252ZM2 158H3V157H2ZM25 158H26V155H25ZM27 158H28V157H27ZM43 158H44V157H43ZM43 158H42V159H43ZM146 158H147V156H146ZM0 159H1V158H0ZM7 159H8V158H7ZM7 159H6V160H7ZM13 159H14V158H13ZM42 159H41L40 161H39V160H38V161L41 163V161H43ZM76 159H77V158H76ZM16 160H17V158L15 159V161H16ZM21 160L23 161L24 159L21 158ZM45 160H46V159H45ZM250 160H251V159H250ZM1 161H2V159H1ZM25 161H27V160H24L23 163H24ZM35 161H36V160H34V165H36V163H39L38 161H37V162H35ZM8 162H9V161H8ZM30 162H31V163H30ZM32 162H33V161H31V159H30V161L27 162V164L30 163V164L33 165ZM44 162H46V161H44ZM49 162H50V161H49ZM52 162H53V161H52ZM55 162H56V161H55ZM103 162H104V161H103ZM5 163H6V161H5ZM11 163H12V161H11ZM11 163H10V164H11ZM40 163H39V166L42 167L43 162H42L41 164H40ZM46 163H47V162H46ZM46 163H45V164H46ZM66 163H67V162H66ZM218 163H219V162H218ZM24 164H26V163H24ZM47 164H48V163H47ZM50 164H51V163H50ZM53 164H54V163H53ZM71 164H73V163H71ZM111 164H112V163H111ZM193 164H194V163H193ZM246 164H247V163H246ZM7 165H8V164H7ZM34 165H33V166H34ZM54 165H55V164H54ZM60 165H61V164H60ZM68 165H69V164H68ZM118 165H119V164H118ZM242 165H243V164H242ZM247 165H249V164H247ZM247 165H246V168H247ZM250 165H251V163H250ZM250 165H249V166H250ZM4 166H5V164H4ZM20 166H21V165H20ZM20 166H19V167H20ZM22 166H23V165H22ZM22 166L20 167V168L22 169L21 172L23 171ZM24 166H25V165H24ZM26 166H27V168H28V165H26ZM26 166H25V167H26ZM37 166H38V165H37ZM39 166H38V167H39ZM43 166H45V165H43ZM58 166H59V165H57L56 167L58 168ZM79 166H80V165H79ZM110 166H111V165H110ZM114 166H115V165H113V167H114ZM165 166H167V165H165ZM0 167H1V166H0ZM5 167H8V166H5ZM10 167H11V166H10ZM25 167H24V168H25ZM45 167H46V166H45ZM62 167H63V165H62ZM62 167H60V169L58 168L61 172L64 171V170L62 171V169H63ZM65 167H66V166H65ZM68 167H69V166H68ZM70 167H71V166H70ZM107 167H108V166H107ZM136 167H137V166H136ZM152 167H153V166H152ZM2 168H3V167H2ZM2 168H1V169H2ZM11 168H12V167H11ZM15 168H16V167H15ZM20 168H19V169H20ZM29 168H30L31 170H34V169H32L33 167L31 168V165H30ZM43 168H44V167H43ZM76 168H77V167H75V169H76ZM78 168H79V167H78ZM143 168L147 169L146 167H143ZM148 168H149V167H148ZM154 168H155V167H154ZM173 168H174V167H173ZM16 169H18V168H16ZM19 169H18V171H20ZM36 169H37V168H36ZM36 169H35V170H36ZM38 169H39V168H38ZM40 169L42 170V168H40ZM45 169H47V168H45ZM52 169H53V168H51V171H52ZM54 169H55V168H54ZM58 169H57V170H58ZM69 169H70V168H69ZM75 169H74V170H75ZM84 169H85V167H84ZM105 169H106V168H105ZM108 169H109V167H108ZM141 169H142V168H141ZM169 169H170V168H169ZM169 169H167V170H169ZM175 169H176V168H175ZM224 169H225V168H224ZM25 170H26V169H25ZM31 170H30V171H31ZM41 170H40V171H41ZM43 170H44V169H43ZM47 170H48V169H47ZM47 170H46V171H47ZM88 170H90V169H88ZM102 170H103V168H102ZM109 170H110V169H109ZM139 170H140V169H139ZM147 170H148V169H147ZM150 170H152V168H151ZM167 170L164 169L163 167L161 168V165H160V168H158L157 171H156V172H157L156 179H155V177H154V179H153V177H152V178L150 177L152 174H150L149 176H148V174H145V176H143L141 179H139L138 182L134 181V179H131V180L133 181V183L136 182V187H137V188H136V190H135L134 192L138 193V195H139V197H140V199H139V205L137 206V205L135 204V205L137 206V209H133L135 215H136V214L138 215V216L136 215L137 218L139 217V218H138V219H139L138 222H139L140 224L137 222V223L139 224V225H138V224H137V225L139 226L140 230H143V229L146 230L147 227H149L150 225H152V222H153V221H156V220H157V224L160 223V222H158V221H159V218L165 222L164 217H167V215H168L167 212H168V211H169V214H170V215H174L175 213H178L179 211H181V210H179V208H177L176 206H174V207L172 206V201H171V197H172V196H169V195L167 194V192H168V190H169L168 188L173 186V184H172V186H169V187H168V184H167V178H168V177H167V174H168V171H167ZM15 171H16V170H15ZM27 171H28V170H27ZM30 171H29V172H30ZM36 171H38V170H36ZM40 171H38V172H40ZM44 171H45V170H44ZM46 171H45V172H46ZM48 171H50V170H48ZM53 171H55V170H53ZM66 171H67V173H68L69 170L66 169ZM75 171H76V170H75ZM90 171H91V170H90ZM104 171H105V170H104ZM115 171H116V170H115ZM145 171H146V170H145ZM169 171H170V170H169ZM173 171H174V170H173ZM244 171H245V170H244ZM23 172H24V171H23ZM23 172H22V173H23ZM31 172H32V171H31ZM31 172H30V173H31ZM38 172H37V173H38ZM61 172H60V175H64V174H62ZM64 172H65V171H64ZM64 172H63V173H64ZM86 172H88V171H86ZM106 172H107V171H106ZM129 172H131V171H129ZM137 172L139 173V171H137ZM148 172H149V171H148ZM170 172H171V171H170ZM176 172H177V171H176ZM12 173L14 174L13 171H12ZM25 173H26V171H25ZM32 173H33V172H32ZM42 173H43V171H41V174H40V175L43 176L44 173H43V174H42ZM47 173H49V172H47ZM70 173H71V171H70ZM72 173L74 174V171H73ZM88 173H89V172H88ZM102 173H104V172H102ZM125 173H128V172H125ZM133 173H134V172H133ZM141 173H142V172H141ZM141 173H140V174H141ZM146 173H147V171H146ZM150 173H152V172H150ZM49 174H50V173H49ZM55 174H56V171H55ZM58 174H59V173H58ZM93 174L96 175V172H95V173L93 172ZM130 174H131V173H130ZM130 174H128V175H130ZM135 174H136V173H135ZM140 174H139V175H140ZM176 174L178 175V173H176ZM15 175H18V176H19V175H22V174H21V173L18 174V172H17V174H15ZM34 175H35V174H33L32 176H33L34 179H35V176H34ZM50 175H52V174H50ZM56 175H57V174H56ZM65 175H66V174H65ZM65 175H64V176H65ZM68 175H72V174H69V173H68ZM88 175H89V174H88ZM114 175H115V174H114ZM128 175L126 174V176H128ZM133 175H134V174H133ZM136 175H137V174H136ZM248 175H249V174H248ZM5 176H6V175H5ZM9 176H13V175L11 174V175H9ZM26 176H28V175H26ZM36 176L39 177L38 174H37ZM45 176L48 177V175H45ZM64 176H63V177H64ZM73 176H75V175H73ZM73 176H72V177H73ZM92 176H93V177H92ZM101 176H102V175H101ZM152 176H153V175H152ZM154 176H155V175H154ZM180 176H181V175H180ZM180 176H179V177H180ZM195 176H196V175H195ZM250 176H251V175H250ZM14 177H17V176H14ZM19 177H20V179L18 180V178H17V180L19 181V184H20V183H22V180H21V177H22V176H19ZM29 177L31 178V176H29ZM47 177H46V179H48V180H50V181H52L53 178H56L55 176H51L52 179H49V178H47ZM58 177H59V176H58ZM72 177H71V176H70V177H67V175H66V178H69V179L71 178V179H73ZM77 177H78V179H79L78 174H77ZM82 177H83V176H82ZM86 177H87V179H89L90 177L94 179V177H97V176H94V175L91 174L90 177H89V176H86ZM88 177H89V178H88ZM109 177H110V176H109ZM171 177H172V175H171ZM1 178H2V175H1ZM6 178H8V177H6ZM6 178H4V179H6ZM23 178H24V177H23ZM30 178H29V179H30ZM40 178H41V177H40ZM42 178H44V176H43ZM60 178H61V177H60ZM84 178H85V177H84ZM123 178H124V177H123ZM126 178H127V177H126ZM172 178H173V177H172ZM174 178H177V177H174ZM174 178H173L172 181H174ZM14 179H15V178H14ZM25 179H26V177L24 178V180H25ZM27 179H28V178H27ZM29 179H28V180H29ZM57 179H58V178H57ZM74 179H77V178H74ZM74 179H73V180H74ZM93 179H92V180H93ZM179 179H180V178H179ZM191 179H192V178H191ZM251 179H252V178H251ZM2 180H3V179H2ZM6 180H7V179H6ZM28 180H27V181H28ZM31 180H32V178H31ZM41 180H42V179H41ZM53 180H54V179H53ZM58 180H59V179H58ZM60 180H61V179H60ZM64 180H65V178H64ZM73 180H71V181L68 180V181L72 182ZM98 180H100V179H98ZM98 180H97V181H98ZM102 180H103V179H102ZM104 180H106V179H104ZM131 180H130V181H131ZM180 180L182 181V178H181ZM183 180H184V179H183ZM0 181H1V180H0ZM12 181H13V180H11V182H12ZM15 181H16V180H15ZM20 181H21V182H20ZM39 181H40V180H39ZM55 181H56V180H55ZM75 181H76V180H75ZM77 181H78V180H77ZM86 181H87V180H86ZM93 181L96 182V180H93ZM108 181H109V180H108ZM122 181H125V180H122ZM127 181H129V178L127 179ZM130 181H129V182H130ZM168 181H169V182H172V181H170V180H168ZM176 181H178V180L176 179ZM185 181H186V180H185ZM3 182H4V180H3ZM3 182H2V184H3ZM7 182H8V181H7ZM7 182H6V184H8ZM11 182H9V183H11ZM25 182H26V181H25ZM43 182H44V181H43ZM84 182H85V181H84ZM88 182H89V180H88ZM95 182H93V183H95ZM104 182H105V181H102L103 184H106V183H104ZM106 182H107V181H106ZM4 183H5V182H4ZM37 183H38V181H37ZM37 183H36V186L38 185ZM44 183H45V182H44ZM47 183H48V181H47ZM47 183H46V185H47ZM50 183H51V182H50ZM55 183H57V181H56ZM73 183H74V181H73ZM76 183H78V182H76ZM85 183H86V182H85ZM93 183H91V186H92ZM110 183H111V182H110ZM125 183H126V182H125ZM175 183H176V182H175ZM175 183H174V184H175ZM178 183H179V182H177V184H178ZM257 183H258V182H257ZM257 183H256V184H257ZM13 184H14V182H13ZM17 184H18V183H17ZM17 184H15L16 186H15V185H14V186H15L16 188H19V187H17ZM26 184H27V183H26ZM31 184H32V183H31ZM33 184H34V183H33ZM33 184H32V185H33ZM53 184H54V183H53ZM87 184H88V183H87ZM96 184H97V183H96ZM98 184H99V183H98ZM112 184H113V183H112ZM120 184H122V183H120ZM123 184H124V183H123ZM185 184H186V182H185ZM4 185H5V184H4ZM20 185H21V184H20ZM22 185H24V184H22ZM32 185H31V186H32ZM39 185H41V184H39ZM43 185H44V184H43ZM48 185H51V184H48ZM48 185H47L46 187H48ZM55 185H56V184H55ZM55 185H53L54 188H55V187L57 188L58 186H55ZM73 185H75V184H73ZM77 185H79V183H78ZM80 185H81V184H80ZM88 185H89V184H88ZM88 185H86V186H88ZM126 185H127V184H126ZM175 185H176V184H175ZM181 185H182V184H181ZM183 185H184V183H183ZM263 185H264V184H263ZM1 186H2V185H1ZM10 186H12V184H10ZM14 186H13V187H14ZM24 186H25V185H24ZM26 186H27V185H26ZM28 186H30V185H28ZM66 186H68V185H66ZM69 186H70V185H69ZM81 186H83V185H81ZM84 186H85V185H84ZM104 186H105V185H104ZM106 186H107V184H106ZM116 186H117V185H116ZM120 186H121V185H120ZM132 186L134 187V185H132ZM177 186H178V185H177ZM177 186H175V187H177ZM13 187H11V189H12ZM21 187H22V186H21ZM21 187H20V189H21ZM37 187H38V186H37ZM41 187H42V186H41ZM46 187L43 186V188H46ZM51 187H52V185H51ZM93 187H94V186H93ZM99 187H100V186H99ZM125 187H126V186H125ZM192 187H193V186H192ZM203 187H204V186H203ZM25 188H27V187H25ZM33 188L36 189L35 187H33ZM39 188H40V187H39ZM39 188H37L36 190H37V191H40V190H38ZM49 188H50V186H49ZM58 188H59V187H58ZM73 188H74V187H72V189H73ZM76 188H77V187H76ZM83 188H84V187H83ZM85 188H88V187H85ZM90 188H92V187H90ZM90 188H89L88 190H90ZM100 188H101V187H100ZM117 188H118V186H117ZM179 188L182 189L181 186H180ZM29 189H30V192H31V189H32V188H29ZM41 189H42V188H41ZM81 189H82V188H81ZM93 189H95V187H94ZM93 189H92V190H93ZM98 189H99V188H97V191H98ZM112 189H113V188H112ZM118 189H119V188H118ZM118 189H115V194H114V196L112 197V201H111L112 207H113V206H114V207L116 206L117 208H119V207H118L117 205H115V204H119V203H127L128 200L130 199L129 196H130V195L132 196V194H130V195H128V196L126 197V196H124L121 192H119V191H121V190H123V189H121V190H119V191H116V190H118ZM130 189L133 190V188H130ZM183 189H184V188H183ZM185 189H187V188H185ZM202 189H203V188H202ZM204 189H205V188H204ZM204 189H203V190H204ZM4 190H5V189H4ZM8 190H9V188H8ZM17 190H19V189H17ZM21 190H22V189H21ZM42 190H43V189H42ZM42 190H41V191H42ZM78 190H79V189H78ZM82 190H83V189H82ZM85 190H87V189H85ZM88 190H87V191H88ZM92 190H91V191H92ZM99 190H100V189H99ZM103 190L106 191V192H108V190H110V189H109V188H103ZM113 190H114V189H113ZM179 190H180V189H179ZM179 190H178V191H179ZM189 190H194V189H189ZM6 191H7V190H5V192H6ZM10 191H11V193H12V192H16V189L14 188L13 191H12V190H10ZM23 191H24V190H23ZM34 191H35V190H34ZM52 191H53V190H52ZM52 191H49V192L51 193ZM110 191H111V190H110ZM123 191H124V190H123ZM125 191H126V189H125ZM170 191H171V189H170ZM25 192H26V189H25ZM43 192H45V191H44V190L42 191V196H43V194L45 195V193H43ZM46 192H47V191H46ZM53 192H54V191H53ZM77 192H78V191H77ZM80 192H81V191H79V194H80ZM83 192H84V190H83ZM92 192H93V191H92ZM92 192H87V193H92ZM102 192H103V191H102ZM130 192H131V190L129 191V193H130ZM172 192H173V191H172ZM180 192H182V190H181ZM1 193H2V192H1ZM1 193H0V194H1ZM22 193H23V192H22ZM27 193H29V191H28ZM32 193H33V192H32ZM35 193H37V192H35ZM60 193H61V191H60ZM65 193H66V192H65ZM65 193H64V195H65ZM85 193H86V191H85ZM99 193H100V192H99ZM104 193H105V192H104ZM108 193H110V192H108ZM123 193H124V192H123ZM125 193H127V192H125ZM186 193H187V192H186ZM186 193H185V194H186ZM188 193H191V192L188 191ZM193 193H194V192H192V195H193ZM12 194L14 195L15 193H12ZM23 194H25L26 196L28 195V194H26V193H23ZM23 194H22V195H23ZM39 194H40V193H39ZM48 194H49V193H48ZM62 194H63V193H62ZM68 194H69V193H68ZM68 194H67V195H68ZM76 194L79 195L78 193H76ZM81 194H82V193H81ZM81 194H80V195H81ZM93 194H94V192H93ZM105 194H107V193H105ZM110 194H111V193H110ZM133 194H134V193H133ZM4 195H5V194H4ZM10 195H11V194H10ZM32 195H33V194H32ZM32 195L29 194V196H32ZM46 195H47V194H46ZM73 195H75V194H73ZM82 195H83V194H82ZM82 195H81V196H82ZM87 195H88V194H87ZM90 195H91V194H89V197H90ZM96 195H97V193H96ZM103 195H104V194H103ZM108 195H109V194H108ZM112 195H113V192H112ZM112 195H111V196H112ZM138 195H137V196H138ZM172 195H173V194H172ZM176 195H177V194H176ZM181 195H182V194H181ZM203 195H204V194H203ZM0 196H1V195H0ZM8 196H9V195H8ZM16 196H18V194H16ZM16 196H15V197H16ZM70 196H72V195H68L67 197H70ZM85 196H86V195H85ZM105 196H106V195H105ZM135 196H136V195H135ZM183 196H184V195H183ZM188 196H189V195H188ZM211 196H212V195H211ZM1 197L4 198L5 196H4V197L1 196ZM18 197H20V196H18ZM18 197H17V198H18ZM24 197H25V196H24ZM32 197H33V196H32ZM39 197H40V196H39ZM43 197H44V196H43ZM45 197H46V196H45ZM45 197H44V198H45ZM49 197H50V196H49ZM56 197H57V195H56ZM87 197H88V196H87ZM96 197H97V196H96ZM100 197H102L101 194H100ZM174 197H175V196H174ZM174 197L172 198L173 200H174ZM185 197H186V196H185ZM214 197H215V196H214ZM214 197H213V198H214ZM2 198H1V199H2ZM9 198H11L12 201H15V200H13L12 195H11V197H9ZM33 198H35V196H34ZM37 198H38V197H37ZM54 198H55V197H54ZM59 198H60V197H59ZM72 198L76 199L75 197H72ZM79 198H80V197H79ZM94 198H95V197H94ZM176 198H177V197H176ZM186 198H187V197H186ZM202 198H203V197H202ZM206 198H207V197H206ZM218 198H219V197H218ZM1 199H0V201H1ZM6 199H7V195H6ZM27 199H28V197H27ZM27 199H26V200H27ZM31 199H32V198H31ZM35 199H36V198H35ZM38 199H39V198H38ZM45 199H46V198H45ZM63 199H64V197H63ZM67 199H69V198H67ZM80 199H81V198H80ZM91 199H93V198H91ZM106 199H107V198H106ZM109 199H110V198H109ZM137 199H138V198H137ZM184 199H185V198H184ZM187 199H188V198H187ZM222 199H223V198H222ZM2 200H4V199H2ZM20 200H21V199H20ZM22 200H23V199H22ZM22 200H21V202L24 203V201H22ZM32 200H33V199H32ZM42 200H44V199H42ZM49 200H51V199H49ZM103 200H104V199H103ZM107 200H108V199H107ZM175 200H176V199H175ZM175 200H174V201H175ZM197 200H198V199H197ZM213 200H214V199H213ZM215 200H216V199H215ZM70 201H71V199H70ZM72 201H73V200H72ZM137 201H138V200H137ZM137 201H136V202H137ZM180 201H181V200H180ZM6 202H7V201H6ZM25 202H26V201H25ZM40 202H41V201H40ZM46 202H47V201H46ZM52 202H53V201H52ZM52 202H51V203H52ZM64 202H65V201H64ZM181 202L183 203V201H181ZM188 202H189V201H188ZM2 203H5V202L2 201ZM17 203H18V202H17ZM22 203H21V204H22ZM44 203H45V202H44ZM61 203H62V202H61ZM69 203H70V202H69ZM105 203H106V202H105ZM177 203H178V202H177ZM182 203H181V204H182ZM185 203H186V201H185ZM239 203H240V202H238V204H239ZM11 204H12V203H11ZM13 204H14V203H13ZM25 204H29V206H30V204H33V203H25ZM37 204H38V203H37ZM39 204H40V203H39ZM57 204H58V203H57ZM64 204H65V203H64ZM96 204H97V203H96ZM108 204H110V203L108 202ZM130 204H133V203L130 202ZM192 204H193V203H192ZM227 204H228V203H227ZM15 205H17V204H15ZM46 205H47V204H46ZM46 205H45V206H46ZM102 205H103V204H102ZM119 205H120V204H119ZM126 205H127V204H126ZM133 205H134V204H133ZM166 205H169L170 207H169V210L167 209V212H166L167 214L165 215V210H166V209H165V206H166ZM177 205H178V204H177ZM188 205H189V204H188ZM188 205H187V206H188ZM194 205H195V204H194ZM194 205H192V206H194ZM228 205H229V204H228ZM3 206H5V204H4ZM11 206H12V205H11ZM13 206H14V205H13ZM26 206H28V205H26ZM29 206H28V207H29ZM35 206H37V205H35ZM43 206H44V204H43ZM51 206H52V205H51ZM54 206H55V205H54ZM67 206H68V205H67ZM70 206H71V205H70ZM81 206H82V205H81ZM86 206L88 207V205H86ZM120 206H121V205H120ZM127 206H128V205H127ZM189 206H190V205H189ZM195 206H196V205H195ZM195 206H194V207H195ZM9 207H10V205H9ZM21 207H22V205H21ZM21 207L19 206L18 208H21ZM24 207H25V205H24ZM32 207H33V206H32ZM40 207H41V209L43 208L42 206H39V208H40ZM46 207H47V206H46ZM46 207H44V208H45L44 210H46ZM89 207H91V206H89ZM92 207H93V206H92ZM116 207H115V208H116ZM121 207H123V206H121ZM121 207H120V210H121ZM124 207H125V204H124ZM128 207H129V206H128ZM128 207H126V208L128 209ZM183 207H185V205H183ZM196 207H197V206H196ZM222 207H223V206H222ZM235 207H236V206H235ZM239 207H240V206H239ZM242 207H243V206H242ZM22 208H23V207H22ZM34 208H35V207H34ZM36 208H37V207H36ZM36 208H35V209H36ZM60 208H61V207H60ZM67 208H68V207H67ZM67 208H66V209H67ZM93 208H94V207H93ZM117 208H116V209H117ZM132 208H133V207H132ZM190 208H191V207H190ZM217 208H220V207H217ZM217 208H214V209L217 210ZM3 209H4V208H3ZM15 209H17V208H15ZM15 209H14V210H15ZM37 209H38V208H37ZM37 209H36L35 211H37ZM41 209H39V210L41 211ZM48 209H50V208L48 207ZM80 209L82 210L83 208H80ZM84 209H85V208H84ZM89 209H91V208H89ZM108 209H110V207H108ZM122 209H123V208H122ZM129 209H130V207H129ZM129 209H128V210H129ZM180 209H182V208L180 207ZM24 210H25V209H24ZM28 210H31V208L28 209ZM28 210H27V211H28ZM44 210H42V212H43ZM67 210H68V209H67ZM72 210H73V209H72ZM92 210H94V209H92ZM97 210H98V209H97ZM110 210H111V209H110ZM113 210H114V209H113ZM125 210H126V209H125ZM186 210H187V209H186ZM193 210H194V208H193ZM197 210H198V209H197ZM223 210H224V209H223ZM245 210H246V209H245ZM1 211H2V210H1ZM11 211H13V210H10V212H11ZM27 211H26V212H27ZM31 211H32V210H31ZM31 211H30V213H31ZM35 211H34V212H35ZM63 211H64V208H63ZM78 211H80V210L78 209ZM78 211H77V212H78ZM106 211H107V210H106ZM131 211H132V210H131ZM131 211H130V212H131ZM194 211H195V210H194ZM224 211H225V210H224ZM248 211H249V210H248ZM19 212H21V210H20ZM23 212H24V211H23ZM42 212H40V214H41ZM44 212H45V211H44ZM58 212H59V211H58ZM74 212H75V211H74ZM85 212H87V211H85ZM101 212H102V211H101ZM108 212H109V210H108ZM110 212H112V211H110ZM125 212H127V211H125ZM125 212H124V213H125ZM196 212H197V211H196ZM199 212H200V211H199ZM202 212H203V211H202ZM205 212H206V211H205ZM208 212H209V211H208ZM211 212H212V211H211ZM211 212L208 213V216H209V217H211V216L209 215V214H211ZM226 212H227V211H226ZM11 213H12V212H11ZM27 213H28V212H27ZM35 213H36V212H35ZM67 213H68V212H67ZM80 213L82 214V212H79V214H80ZM88 213H89V212H88ZM92 213H93V211H92ZM131 213H132V212H131ZM190 213H192V212L190 211ZM206 213H207V212H206ZM216 213H217V215L219 214L218 211H217ZM223 213H224V212H223ZM227 213H231V212L229 211V212H227ZM260 213H261V212H260ZM262 213L264 214V212H262ZM13 214H14V213H13ZM18 214H19V213H18ZM23 214H24V213H23ZM23 214H22V215H23ZM28 214H29V213H28ZM47 214H48V213H47ZM50 214H51V213H50ZM53 214H54V213H53ZM53 214H52V215H53ZM94 214H95V213H94ZM106 214H107V213H106ZM110 214H112V213H110ZM110 214L108 213L109 218H110L111 216H113V215L110 216ZM113 214H115V212H114ZM126 214H128V213H126ZM194 214H195V212H194ZM200 214H201V213H200ZM200 214H199V215H200ZM203 214H204V213H203ZM5 215H6V214H5ZM24 215H25V214H24ZM31 215H33V216H37L38 214H37V215L31 214ZM59 215H60V214H59ZM61 215H62V214H61ZM63 215H64V214H63ZM84 215H85V213H84ZM103 215H104V214H103ZM130 215H131V214L129 213V217H130ZM135 215H134V216H135ZM164 215H165V216H164ZM188 215H189V213L187 214V216H188ZM196 215H197V213H196ZM222 215H223V214H222ZM231 215H232V213H231ZM247 215H248V214H247ZM57 216H58V215H57ZM75 216H76V215H75ZM85 216H86V215H85ZM88 216H89V215H88ZM90 216H91V215H90ZM98 216H99V215H98ZM118 216H119V215H118ZM120 216H121V213H120ZM124 216L126 217L127 215H124V214H123V216H121V217L124 218V219H126L127 217L125 218ZM183 216H184V219H185L186 216H185L184 214H183ZM189 216H190V215H189ZM202 216H203V215H202ZM205 216H207V215H205ZM215 216H216V215H215ZM228 216H229V215H228ZM228 216H226V217H228ZM9 217H10V215H9ZM12 217L14 218L15 216H12ZM12 217H10V219H11ZM39 217H40V215H39ZM45 217H46V216H45ZM77 217H78V216H77ZM101 217H102V216H101ZM105 217H106V215H105ZM131 217H132V216H131ZM173 217H174V216H173ZM179 217H180V215H179ZM179 217H174V218H175V220H176V218H177V219H178L177 221L179 222V219L181 218V217H180V218H179ZM197 217H199V216H196V219H194V220H197ZM212 217H214V216H212ZM224 217H225V216H224ZM259 217H260V216H259ZM0 218H1V217H0ZM15 218H18V217L16 216ZM15 218H14V220H13L14 223H15ZM37 218H38V216H37ZM40 218H41V217H40ZM53 218H55V217H53ZM69 218H70V217H69ZM99 218H100V217H99ZM109 218H108V219H109ZM111 218H112V217H111ZM115 218H116V217H115ZM169 218H170V217H169ZM174 218H173V219H174ZM190 218H191V217H190ZM190 218H189V219H190ZM203 218H204V220H205V217H203ZM3 219H4V221H5V218H3ZM8 219H9V218H8ZM29 219H30V218H29ZM38 219H39V218H38ZM49 219H50V218H49ZM55 219H56V218H55ZM84 219H85V218H84ZM100 219H101V218H100ZM102 219H103V218H102ZM112 219H114V218H112ZM112 219H111V220H112ZM116 219H117V218H116ZM132 219H133V218H132ZM135 219H136V218H135ZM135 219H134V220H135ZM155 219H156V220H155ZM181 219L184 220L183 217H182ZM192 219H193V218H192ZM199 219H200V218H199ZM199 219H198V220H199ZM263 219H264V218H263ZM33 220H34V219H33ZM57 220H58V218H57ZM57 220H54V221H57ZM63 220H64V219H62L61 222H63ZM119 220H120V219H119ZM119 220H118V221H119ZM167 220H168V219H167ZM167 220H166V221H167ZM200 220H202V219H200ZM200 220H199V221H200ZM212 220H213V219H212ZM222 220H223V219H222ZM227 220H228V219H227ZM252 220H253V219H252ZM252 220H251V221H252ZM254 220H255V219H254ZM257 220H258V219H257ZM4 221H3V222H4ZM7 221H8V220H7ZM7 221H6L5 223H8ZM11 221H12V220H11ZM19 221H20V220H19ZM30 221H31V220H30ZM50 221H53V220H50ZM98 221H100V220L98 219ZM102 221H103L102 223L104 224V222L107 221V220H106V218H105V221H104V220H102ZM168 221H171V220H168ZM218 221H219V220H218ZM9 222H10V220H9ZM16 222H17V221H16ZM21 222H22V221H21ZM34 222H35V221H34ZM66 222H68V221H66ZM74 222H75V221H74ZM107 222H111V224H112V223H115V221H113V222H112V221H107ZM119 222H120V221H119ZM173 222H174V220H173ZM173 222H172V223H173ZM195 222H196V221H194V223H195ZM208 222H209V221H208ZM214 222H215V221H214ZM243 222H244V221H243ZM0 223H1V222H0ZM47 223H48L47 221H46V223H44V227H45V225H46ZM127 223H128V222H127ZM127 223H125V224H127ZM131 223L134 224L133 222H131ZM183 223H184V222H183ZM188 223H190V222H187L186 224L188 225ZM192 223H193V222H191V224H192ZM202 223H203V222H201V224H202ZM220 223H221V222H220ZM225 223H226V222H225ZM227 223H228V222H227ZM245 223H246V222H245ZM247 223H248V221H247ZM10 224H12V223L10 222ZM24 224L27 225V223H24ZM24 224H23V225H24ZM59 224H60V223H59ZM67 224H68V223H67ZM116 224H117V223H116ZM153 224H155V223H153ZM186 224H185V225H186ZM203 224H204V223H203ZM212 224H215V223L212 222ZM212 224H211V225H212ZM229 224H230V223H229ZM4 225H5V224H4ZM7 225H9V224H7ZM15 225H16V224H15ZM35 225H36V224H35ZM39 225H40V224H39ZM42 225H43V223H42ZM42 225H41V226H42ZM70 225H72V224H70ZM79 225H80V224H79ZM113 225H114V224H113ZM163 225H165V224L163 223ZM180 225H181V224H180ZM183 225H184V224H183ZM205 225H209V224L207 223V224H204V226H205ZM230 225H231V224H230ZM10 226H11V225H10ZM13 226H14V225L12 224V227H13ZM17 226H18V225H17ZM36 226H37V225H36ZM48 226L50 227V225H48ZM55 226H56V225H55ZM57 226H58V225H57ZM76 226H77V225H76ZM102 226H103V225H102ZM104 226H106V225H104ZM109 226H110V225H109ZM116 226H117V225H116ZM118 226H119V224H118ZM121 226H123L122 223H121ZM154 226L157 227V225H152V227H154ZM160 226H162V225L160 224ZM160 226H159V227H160ZM169 226H170V225H169ZM189 226H190V225H189ZM193 226H194V225H193ZM195 226H196V225H195ZM197 226H198V225H197ZM204 226H203V227H204ZM216 226H217V225H216ZM216 226H215V227H216ZM1 227H2V226H1ZM18 227H19V226H18ZM20 227H21V226H20ZM22 227H24V226H22ZM27 227H28V226H27ZM29 227H30V226H29ZM44 227L42 226V228H44ZM62 227H63V226H62ZM70 227H71V226H70ZM72 227H74V226H72ZM72 227H71V228H72ZM81 227H82V226H80L79 228H81ZM131 227H132V226H131ZM178 227H179V226H178ZM182 227H183V226H182ZM184 227H185V229H186V226H184ZM200 227H202V226H200ZM205 227H206V226H205ZM209 227H210V226H209ZM209 227H208V228H209ZM251 227H252V226H251ZM14 228H15V227H14ZM31 228H32V227H31ZM40 228H41V227H40ZM50 228H51V227H50ZM87 228H89V227H87ZM99 228H100V227H99ZM104 228H105V227H103L102 229H104ZM108 228H109V227H108ZM108 228H107V229H108ZM175 228H176V227H175ZM175 228H174V229H175ZM189 228H191V227H189ZM210 228H211V227H210ZM210 228H209V230H210ZM1 229H2V228H1ZM4 229H5V228H3V229L0 230V231H3ZM8 229H11V228L8 227ZM19 229H20V228H19ZM24 229H25V227H24ZM26 229L28 230V228H26ZM46 229H47V228H46ZM58 229H59V228H58ZM60 229H61V228H60ZM76 229H77V227H76ZM119 229H120V228H119ZM119 229H118V230H119ZM125 229H126V228H125ZM129 229H130V227H129ZM129 229H128V227H127V229H126L125 231H127V230H129ZM131 229H132V228H131ZM137 229H138V227H137ZM147 229H150V228H147ZM158 229L161 230V228H157V230H158ZM169 229H171V228H169ZM192 229H194V228H192ZM197 229H199V228H197ZM215 229H216V228H215ZM247 229H248V228H247ZM21 230H22V229H21ZM44 230H45V229H44ZM47 230H48V229H47ZM91 230H92V229H91ZM91 230H90V231H91ZM105 230H106V229H105ZM108 230H109V229H108ZM110 230H111V228H110ZM135 230H136V229L134 228L133 231H135ZM138 230H139V229H138ZM138 230H137V232H138ZM140 230H139V232H140ZM150 230H151V229H150ZM154 230L156 231V229H154ZM162 230H163V229H162ZM164 230H165V229H164ZM180 230H181V229H180ZM183 230H184V229H182V231H183ZM22 231H23V230H22ZM28 231H29V230H28ZM33 231H34V229H33ZM49 231H50V230H49ZM54 231H55V230H54ZM83 231H84V230H83ZM119 231H120V230H119ZM121 231H122V233H121V232H120V233L123 234V233H124V232H123L124 230H121ZM131 231H132V230H131ZM131 231H128V233L131 232ZM133 231H132V232H133ZM166 231H167V230H166ZM175 231H176V230H174V232H173V231H172V232L175 233ZM178 231H179V230H178ZM184 231H185V230H184ZM205 231H207V230H205ZM210 231L212 232V230H210ZM213 231H214V226H213ZM24 232L27 233L26 230H25ZM60 232H61V231H60ZM80 232H81V231H80ZM101 232H102L101 235H104V236L106 235V236H107V234H104L105 231H101ZM106 232H107V231H106ZM132 232H131V233H132ZM148 232H149V231H148ZM148 232H147V233H148ZM156 232H157V231H156ZM162 232H164V231H162ZM179 232H180V231H179ZM191 232H192V231H191ZM200 232H201V231H200ZM202 232H203V231H202ZM6 233H7V232H6ZM11 233H12V229H11ZM11 233H10V234H11ZM16 233H17V232H16ZM28 233H30V232H28ZM39 233H40V232H39ZM58 233H59V232H58ZM128 233H126V234H128ZM131 233H130V235H131ZM134 233H136V231H135ZM158 233H159V232H158ZM158 233H157V234H158ZM182 233H183V232H182ZM182 233L180 232V234H182ZM185 233H186V232H185ZM206 233H209V232L207 231ZM214 233H215V232H214ZM1 234H2V233H1ZM18 234H19V231H18ZM22 234H23V233H22ZM63 234H64V233H63ZM76 234L78 235V233H75V237H76ZM81 234H82V233H81ZM83 234H84V233H83ZM89 234H90V233H89ZM89 234H88V235H89ZM97 234H98V233H97ZM124 234H125V233H124ZM124 234H123V235H124ZM137 234H138V233H137ZM159 234H160V233H159ZM178 234H179V233H178ZM180 234H179V235H180ZM188 234H189V233H188ZM193 234H194V233H193ZM196 234H197V233H196ZM211 234L213 235V233H209V235H211ZM216 234H217V233H216ZM255 234H256V233H255ZM3 235H4V232H3ZM15 235H16V234H14V236H15ZM94 235H95V234H94ZM109 235H111V234L109 233ZM113 235H115V234H113ZM130 235H129V236H130ZM132 235H133V234H132ZM141 235H142V234H141ZM145 235H146V232H145ZM147 235H149V234H147ZM154 235H155V234H154ZM163 235H164V234H163ZM175 235H176V234H175ZM197 235H198V234H197ZM209 235H205V236H209ZM228 235H229V234H228ZM7 236H8V235H6V239H7ZM19 236H20V235H19ZM25 236H26V238H27V240H28V237H27L26 234H25ZM32 236H33V235H32ZM37 236H38V235H37ZM72 236H73V235H72ZM80 236H81V235H79V237H80ZM86 236H87V235H85V238H86ZM89 236H90V235H89ZM91 236H93V234H92ZM104 236H101V238L99 237L100 239H102V240L99 239V241H102V242L105 241V242H106V240H107L109 237H105V238H104ZM121 236H122V235H121ZM127 236H128V235H127ZM135 236H136V238L138 237L137 235H135ZM139 236H140V233H139ZM143 236H144V235H143ZM157 236H158V238H159V235H157ZM160 236H161V235H160ZM190 236L193 237V238L195 237V235H191V234H190ZM213 236H214V235H213ZM10 237H11V236H10ZM17 237H18V236H17ZM102 237H103V238H102ZM119 237H120V235H119ZM124 237H126V236H124ZM124 237H123L124 241H127V240H125ZM145 237H146V236H145ZM150 237H152V236L150 235ZM162 237L164 238V236H162ZM162 237H161V238H162ZM176 237H178V236H176ZM180 237H185V236L180 235ZM209 237H210V236H209ZM209 237H208V241H209ZM216 237H217V236H216ZM216 237H215V238H216ZM220 237H221V236H220ZM257 237H259V236L257 235ZM2 238H3V237H2ZM4 238H5V237H4ZM12 238H13V236H12ZM12 238H11V240H12ZM22 238H23V237H22ZM63 238H64V237H63ZM73 238H74V237H73ZM76 238H77V237H76ZM106 238H107V239H106ZM114 238H115V237H114ZM127 238H129V237H127ZM130 238H131V237H130ZM132 238H133V237H132ZM132 238H131V239H132ZM138 238H139V237H138ZM140 238H141V237H140ZM161 238H159V239H161ZM163 238H162V239H163ZM165 238L170 239L168 236L165 237ZM186 238H187V237H186ZM204 238H206V237H204ZM210 238H211V237H210ZM6 239H5V240H6ZM19 239H20V238H19ZM23 239H24V238H23ZM23 239H22V240H23ZM38 239H39V237H38ZM48 239H49V238H48ZM95 239H96V237H95ZM103 239H105V240L103 241ZM110 239H111V238H110ZM162 239H161V240H162ZM179 239H180V238H179ZM196 239H197V238H196ZM199 239H200V238H199ZM199 239H197V240H199ZM216 239H217V241H218V237H217ZM234 239H235V238H234ZM239 239H240V238H239ZM248 239H249V238H248ZM248 239H247V240H248ZM0 240H2V239H0ZM7 240H8V239H7ZM7 240H6V242H9V241H7ZM39 240H40V239H39ZM96 240H98V238H97ZM119 240H120V239H119ZM128 240H129V239H128ZM134 240H135V239H133V241H134ZM145 240H146V239H145ZM148 240H149V239L147 238V241H148ZM161 240H159V241H161ZM165 240H166V239H165ZM172 240H173V239H172ZM211 240H212V239H211ZM211 240H210V241H211ZM32 241H33V239H32ZM53 241H54V240H53ZM64 241H65V240H64ZM66 241H67V240H66ZM89 241H91V240H89ZM136 241H137V240H136ZM140 241H142V240H140ZM140 241H139V244L141 243ZM147 241H146V242H147ZM149 241H150V240H149ZM149 241H148V243H149ZM163 241H164V240H163ZM168 241H169V240H168ZM174 241H175V240H174ZM177 241H178V239H177ZM180 241H183V240L180 239ZM195 241H196V240H195ZM202 241H205V240H202ZM208 241H207V242H208ZM220 241H221V240H220ZM225 241H226V240H225ZM237 241H238V240H237ZM237 241H236V242H237ZM6 242H5V243H6ZM18 242H19V241H18ZM38 242H39V241H38ZM51 242H52V241H51ZM51 242H50L49 245H51ZM96 242L98 243V241H95V243H96ZM110 242H111V240H110ZM110 242L107 240L108 246L110 245ZM113 242H114V241H113ZM122 242H123V241L120 240V243H122ZM175 242H176V241H175ZM183 242H184V241H183ZM191 242H192V241H191ZM2 243H3V242H2ZM21 243H22V242H20V244H21ZM27 243H28V241H27ZM40 243H41V241H40ZM45 243H46V242H45ZM66 243H67V242H66ZM91 243H92V242H91ZM127 243H128V242H127ZM127 243H126L125 245H128V244H130V243L132 244V241H130V243H128V244H127ZM135 243H136V242H135ZM144 243H145V242H144ZM144 243H143V244H144ZM152 243H154V242H152ZM167 243H168V242H167ZM167 243H165V244H167ZM194 243H195V242H194ZM200 243H201V242H200ZM209 243H210V242H209ZM212 243H213V242H212ZM214 243H215V241H214ZM214 243H213V244H214ZM219 243H221V242H219ZM9 244H10V243H9ZM12 244H13V243H12ZM12 244H10V245H12ZM25 244H26V243H25ZM29 244H30V243H29ZM29 244H28V245H29ZM98 244H99V243H98ZM98 244H97V245H98ZM131 244H130V245H131ZM156 244H157V242H156ZM165 244H164V245H165ZM171 244H174L173 241H172ZM177 244H178V243H177ZM188 244L190 245V243H188ZM206 244H207V243H206ZM3 245H5V244H3ZM7 245H8V244H7ZM15 245H16V244H15ZM18 245H19V244H18ZM41 245H42V244H41ZM44 245H45V244H44ZM44 245H43V246H44ZM93 245H94V242H93ZM100 245H103V246H101V247H106V246H107V244H103V243H100ZM100 245H98V246H100ZM104 245H105V246H104ZM137 245H138V244H137ZM137 245H135V246L137 247ZM145 245H146V244H145ZM148 245H149V244H148ZM161 245H163V244H161ZM216 245H217V243H216ZM221 245H222V244H220V247H221ZM227 245H228V244H227ZM227 245H225V246H227ZM1 246H2V245H1ZM53 246H54V245H53ZM108 246H107V248H108ZM113 246H115V242H114ZM122 246H124V245H122ZM122 246H120V247H122ZM133 246H134V245H132L131 247H133ZM135 246H134V247H135ZM139 246H140V245H139ZM139 246H138V247H139ZM152 246L156 247L155 245H152ZM168 246H169V245H168ZM171 246H172V245H170L169 248H170ZM173 246H174V245H173ZM179 246H181L180 242H179ZM184 246H185V245H184ZM197 246H198V245H197ZM197 246H196V247H197ZM211 246H213V245H211ZM243 246H244V245H243ZM5 247H6V246H5ZM25 247H26V246H25ZM47 247H48V246H47ZM47 247H46V248H47ZM50 247H51V246H50ZM55 247H56V245H55ZM57 247H58V246H57ZM60 247H63V246H60ZM74 247H75V246H74ZM76 247H77V246H76ZM126 247H127V246H126ZM126 247H125V248H126ZM136 247H135V249H136ZM149 247H150V246H149ZM149 247H148V248H149ZM227 247H228V246H227ZM230 247H231V246H230ZM1 248H2V247H1ZM26 248H27V247H26ZM32 248H33V247H32ZM109 248H110V247H109ZM127 248H129V245H128ZM141 248H143V246H142ZM148 248H147V250H148ZM151 248H152V247H151ZM158 248H159V249H162V247H161V248L158 247ZM164 248H165V247H164ZM164 248H163V249H164ZM178 248H179V247H178ZM182 248H183V247H182ZM208 248H209V247H208ZM225 248H226V247H225ZM238 248H239V246H238ZM250 248H251V247H250ZM4 249H5V248H4ZM21 249H22V248H21ZM49 249H50V248H49ZM53 249H54V247H53ZM117 249H119V248L117 247ZM123 249H124V247H123ZM153 249H154V248H153ZM165 249H167V248H165ZM165 249H164V251H167V250H165ZM174 249H175V248H174ZM188 249H189V248H188ZM192 249H193V248H192ZM192 249L190 248L189 250H192ZM198 249H199V248H198ZM198 249H197V250H198ZM202 249H203V248H201V250H202ZM209 249H210V248H209ZM213 249H214V248H213ZM221 249H222V248H221ZM254 249H255V248H254ZM17 250H18V249H17ZM26 250H27V249H26ZM28 250H29V246H28ZM41 250H42V249H41ZM51 250H52V249H51ZM70 250H71V249H70ZM78 250H79V249H78ZM81 250H82V249H81ZM113 250H114V249H113ZM120 250H121V249H120ZM137 250H138V249H137ZM139 250H140V249H139ZM139 250H138V251H139ZM149 250H150V248H149ZM170 250H171V249H170ZM170 250H168V251L170 252ZM185 250H187V249H185ZM185 250H184V253H186ZM226 250H227V249H226ZM235 250H236V249H235ZM61 251H62V250H61ZM125 251H126V249H125ZM125 251H124V252H125ZM130 251H132V250H130ZM138 251H137V254L139 255L140 253H138ZM140 251H141V250H140ZM151 251H152V250H151ZM151 251H148V253H149V252L151 253ZM154 251H157L156 248L153 250V252H154ZM171 251H172V250H171ZM193 251L195 252L196 250H193ZM203 251H204V250H203ZM208 251L210 252L211 250H208ZM222 251H223V250H222ZM222 251H221V252H222ZM24 252H25V251H24ZM24 252L22 251V253H24ZM29 252H31V251H29ZM32 252H33V251H32ZM74 252H75V251H74ZM92 252H93V251H92ZM117 252H119V251H117ZM120 252H123V250H121ZM134 252H135V251H134ZM144 252L147 253L146 250H144ZM160 252H161V250H160ZM211 252H212V251H211ZM211 252H210V256H211V254L213 253V252H212V253H211ZM216 252H217V251H216ZM221 252H217V253H221ZM235 252H236V251H235ZM237 252H238V251H237ZM242 252H244V251H242ZM79 253H80V252H79ZM158 253H159V252H158ZM180 253H181V252H180ZM184 253H183V254H184ZM195 253H196V252H195ZM217 253H216V254H217ZM13 254H14V253H13ZM13 254H12V255H13ZM37 254H38V253H37ZM57 254H58V253H57ZM62 254H63V253H62ZM65 254H66V253H65ZM121 254H122V253H121ZM141 254H143V253H141ZM154 254L156 255L155 252H154ZM162 254H163V257H164V253H163V252H162ZM167 254L169 255V253H167ZM167 254L165 255L166 257H167ZM172 254L174 255V252H173V251H172ZM176 254H177V253H176ZM176 254H175V255H176ZM201 254H202V253H201ZM216 254H215V255H216ZM261 254H262V253H261ZM0 255H1V254H0ZM19 255H20V253H19ZM44 255H45V254H44ZM84 255H85V254H84ZM102 255H103V254H102ZM134 255H135V254H134ZM138 255H137V256H138ZM143 255H146V254H143ZM151 255H152V254H151ZM160 255H161V253H160ZM160 255H159V256H160ZM173 255H172V259L174 258ZM178 255H179V254H178ZM181 255H182V253H181ZM185 255H187V254H185ZM188 255H189V254H188ZM190 255H192V257H193V254H190ZM190 255H189V257H190ZM194 255H196V254H194ZM199 255H200V254H199ZM205 255L208 256L209 254L206 253ZM212 255H213V254H212ZM215 255H214V257H215ZM217 255H219V254H217ZM241 255H242V254H241ZM243 255H244V254H243ZM9 256H10V255H9ZM48 256H49V255H48ZM66 256H67V255H66ZM135 256H136V255H135ZM141 256H142V255H141ZM146 256H147L148 258H150V257H149L150 255L148 256V254H147ZM153 256H154V255H153ZM159 256H157V257H159ZM197 256H198V255H197ZM202 256H204V254H203ZM202 256H201V257H202ZM206 256H205V258L207 259ZM210 256H208V258H209ZM223 256H224V255H223ZM12 257H13V256H12ZM15 257H16V256H15ZM19 257H20V256H19ZM42 257H43V256H42ZM88 257H89V256H88ZM88 257H87V258H88ZM142 257H143V256H142ZM142 257H141V258H142ZM144 257H145V256H144ZM163 257H162V255H161L160 258L163 259ZM170 257H171V256H170ZM179 257H180V255H179ZM181 257H182V256H181ZM183 257H184V256H183ZM185 257H186V256H185ZM198 257H199V256H198ZM201 257H200V259H201ZM214 257H213V258H214ZM4 258H6V257H4ZM7 258H8V256H7ZM23 258H24V257H23ZM23 258L21 257V259H23ZM45 258H46V257H45ZM54 258H55V256H54ZM63 258H64V257H63ZM66 258H67V257H66ZM99 258H100V257H99ZM133 258H134V259H132V260H135V257H133ZM139 258H140V257H139ZM145 258H146V257H145ZM155 258H156V257H155ZM160 258H159V260H160ZM167 258L170 260L169 256H168ZM193 258H194V257H193ZM221 258H222V257H221ZM224 258H225V257H224ZM248 258H249V257H248ZM256 258H257V257H256ZM14 259H15V258H14ZM39 259H40V258H39ZM137 259H138V258H137ZM156 259H157V258H156ZM156 259H154V260H156ZM162 259H161V262H162ZM172 259H171V260H172ZM175 259H176V258H175ZM188 259H189V258H188ZM195 259H196V258H195ZM198 259H199V258H198ZM203 259H204V258H203ZM210 259H211V258H210ZM210 259H209V260H210ZM216 259H217V260H221V259L217 258V256H216ZM243 259H244V258H243ZM5 260H6V259H5ZM16 260H17V259H16ZM60 260H61V259H60ZM60 260H59V261H60ZM75 260H76V259H75ZM75 260H74V261H75ZM106 260H107V259H106ZM109 260H110V259H109ZM138 260H140V259H138ZM144 260H145V259H144ZM159 260H158V262H160ZM164 260H165V258H164ZM164 260H163V262H164ZM176 260H179V259H176ZM180 260H181V258H180ZM190 260L192 261V258H190ZM196 260H197V259H196ZM209 260H208V261H209ZM212 260H213V259H212ZM235 260H236V259H235ZM14 261H15V260H14ZM19 261H20V259H19ZM57 261H58V260H57ZM145 261H150V260H145ZM188 261H189V260H188ZM197 261H199V260H197ZM201 261H202V260H201ZM1 262H2V260H1ZM33 262H34V261H33ZM40 262H41V261H40ZM51 262H52V261H51ZM61 262H62V261H61ZM61 262H59V263H61ZM63 262H64V261H63ZM63 262H62V263H63ZM66 262H67V261H66ZM92 262H93V261H92ZM140 262H141V261H140ZM140 262H139V263H140ZM142 262H143V261H142ZM154 262H155V261H154ZM161 262H160V263H161ZM171 262H172V261H171ZM171 262H170V264H171ZM175 262H176V261H175ZM180 262L182 263V262H183V259H182V261H180ZM184 262H186V261H184ZM189 262H190V261H189ZM199 262H200V261H199ZM10 263H11V262H10ZM13 263H14V262H13ZM13 263H12V264H13ZM15 263H16V261H15ZM21 263H22V262H21ZM24 263H25V262H24ZM28 263H29V262H28ZM42 263H43V262H42ZM55 263H56V262H55ZM96 263H97V262H96ZM133 263H134V264H135V263H138V261H137V262L134 261ZM155 263H157V262H155ZM167 263H169L168 260H167ZM173 263H174V262H173ZM173 263H172V264H173ZM181 263H180V264H181ZM186 263H187V262H186ZM190 263H192V262H190ZM190 263H189V264H190ZM200 263H205V262L202 261V262H200ZM200 263H198V264H200ZM213 263H214V262H213ZM229 263H230V262H229ZM236 263H237V262H236ZM249 263H250V262H249ZM263 263H264V262H263ZM2 264H3V263H2ZM18 264H19V263H18ZM29 264H30V263H29ZM69 264H70V263H69ZM84 264H85V263H84ZM143 264H145V263H143ZM146 264H148V262H147ZM158 264H159V263H158ZM163 264H165V262H164ZM174 264H175V263H174ZM176 264H178V263H176ZM184 264H185V263H184ZM241 264H242V263H241Z\"/></svg>",
  "mask_w": 264,
  "mask_h": 264
}]
</instances>
